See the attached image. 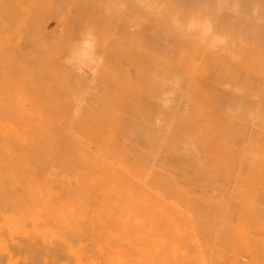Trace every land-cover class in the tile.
Masks as SVG:
<instances>
[{"label": "bare ground", "instance_id": "obj_1", "mask_svg": "<svg viewBox=\"0 0 264 264\" xmlns=\"http://www.w3.org/2000/svg\"><path fill=\"white\" fill-rule=\"evenodd\" d=\"M57 1H59V0H57ZM167 1H168L169 4H171L170 3L171 0H167ZM202 1H204V0H172L171 1L172 2L171 5L174 6L175 4H177V5L178 4L179 5L182 4V6L185 5V6H188V7L189 6L190 7H194V6H197V5H201L200 3H202ZM20 2L21 1H19V3ZM49 2H50V0H49ZM139 2L141 3L140 0L139 1H135V2L133 1V4L137 5L138 9L142 10L141 9L142 7L139 6V5H141V4H139ZM205 2H206V0L203 3H205ZM80 3L82 4L83 2H80ZM92 3H93V1H92ZM7 4H8V2H7ZM48 4L50 5L51 3H48ZM48 4H47V7L49 6ZM53 4L54 3H52L49 6V8L53 7L54 8L53 10H56V8H57L56 6L57 5L54 6ZM100 4H101V1H100ZM130 4H132V1H131ZM31 5H29V6H31ZM65 5H66V2H65ZM72 5H73V8H74V11L71 10V9H73L72 7H69V8L66 7L67 5L65 6V8H62V10L65 11V15L68 14V13H66V10H64V9L68 8V9H70V11H72L71 14H70V12H69V14L70 15L73 14V15L71 17H69V18H73L74 14L80 12V13H78L80 15L77 14L78 15L77 17L74 16V18H76L75 19L76 22H74L75 20L72 22V23H77V25L81 24L80 27H78L79 25L77 26L76 24H72L71 22L69 23V21L67 20L66 16L63 14L64 13L63 11H62L63 13H61V14L59 13L58 14V16L60 15L61 18H63V21H62V19L60 17H59L60 18V20H59L58 16L56 15L57 19L60 22V23H58L59 25L62 22L64 23L65 20H66V21H68L67 23L69 24L68 26L70 28H73L74 26H76L77 28L75 27L74 29H76L78 31V30H80L82 24L85 23L84 22L85 18L89 19L88 16L91 17L90 20L93 18L91 20V22H90L91 24H89V25H93L92 23H93L94 19H96V21H97V23H96V21L94 20V24L97 25V27L100 25V22H102V25H104L103 27H106L105 25L108 23L107 24L108 27L106 28V31L105 30H104L105 32L101 31V33H103V34H101L100 31L97 32L96 30L93 29L94 32L89 36V37L93 36V34L96 31V33H97L96 37L100 38L99 40H97V38L95 36L91 37L92 39L95 38L93 41L90 40V41H92V43L94 42L93 45L94 46L96 45L95 47L92 45L91 42L83 41V40H86V38L87 39L89 38L87 36L84 39L85 35H87L86 33H88L86 31H89L90 27H92V28L95 27V25L89 26V29L87 28L88 30L86 29V31H85L86 33L82 35L83 37H82L81 40H80L81 33L78 34V32L75 31L76 34H77L76 35L77 38L73 39L76 42V44L75 43H73V44H75L76 48L78 47L77 49L74 48L72 50V48H73L72 47V45H73L72 43H71L72 45L70 44L72 48H70V46L66 44L68 46V48L71 49L72 51L70 50L69 54H66L65 58L67 57L66 59L68 60V56L67 55H69L70 58L72 57L71 62L74 59V61L72 63H73L74 67L77 70H78V66L81 64L82 66L85 65L86 68H87V66H89L87 69H88V71L92 72L93 70H90L91 69L90 67L94 68L95 67L94 65L96 63L95 61L99 60L100 62L98 61L99 63L96 66H98V68L101 69V70L99 71V69L96 68V72L98 71L100 74L101 73L105 74L104 76H106V74H108L107 76H109V77H107V76L104 77L103 76L104 79L100 76L102 78V80H101V78H99V76H97V74L99 75L98 72H97L96 76H94L95 73L92 74L94 76V80L96 79L95 77H97V79H96L97 81H95L93 83L91 82V84L89 83L92 88H89L90 86L88 87L87 85H84L83 88L85 89V86H86V88H88V90L90 89L92 91V89H93V92H95V94L91 93L90 91L89 92H84L85 94L91 93L90 96L86 97V96H82L80 94L81 92L79 90L78 91V95L80 94L81 97H84L86 99V101H87L88 97L93 96L92 94H94L93 97H95L98 92L102 93V90L99 91V89L102 86L96 85L95 84L96 82L98 84H99V82L100 83L102 82L101 85H103V87H105V85L107 84L105 89L107 88L108 90H110L109 94H110V92H115L116 90L115 91L114 90L111 91L112 89H114V87H112V85H114V83H113L114 79H117L115 81V83L117 82L115 84V86L117 87L118 83H119L118 81H121V79H122L121 75H124V76L126 75L125 76L126 77L125 81L127 83V82H129V78H128L129 76L128 75H130V74H126V73L127 72H130V73L133 72V73H131L132 75H130V79H131V76L133 77V74L135 73L134 74L135 75L134 79H136V80H134L135 83H134L133 78H132L131 83L130 84L127 83V84H129V86H130L131 84L134 83L135 85L133 84L132 88L130 87L131 91L127 87L125 89H123V90L124 91L126 90L125 92L130 91V93L134 94V95H135L136 92H139V91H137L138 89L140 91L142 90L143 93L139 92L140 97L142 96L141 94L144 95L145 93L147 95H149V97L151 95H153V96H151V98H154L152 101L153 102L155 101L154 104L156 103L158 105V107L162 109V110L161 109L160 110L163 111V113H160L161 111L159 110L160 111L159 112V116L156 115V114H158L157 113L158 110H156L158 107L152 105L153 102L152 103L150 102L152 106H150V105H149L150 107L147 106L149 101L146 102L147 100L142 96L143 99L142 98L141 99L144 102V105H143V102H142L143 106H140L141 104L139 102L135 103V105H134V103H133V105L131 104L133 106V109H134V107L137 106L135 108V110H132V112H131V114H133V112H134V114L131 115L129 113L128 116H125V114H127V113L121 111V110L125 109V108L122 109L123 108L122 104L124 103L123 106L128 107L127 106V104H128L127 102L129 100H133V98L132 99L130 98L131 94H129L128 96H123L125 98V100L124 99H120L119 102L117 101V104H120L118 107L116 106L117 109L120 108L121 110L120 109H118V110L121 111L123 114L125 113L124 115L121 114V115L125 116V117H122V118H124V119L126 117L129 118V120H128V118H126L125 121H122L123 124H121L122 122L120 123L121 120H119V119H121L120 118L121 116L119 114L118 115V116H120L119 119H118L119 122L118 123L116 122L117 126H120V124H121L120 128H122L124 126L130 125L132 123V121H134V119L131 120V118H133V116L134 117L136 116L135 120L138 119L137 123L139 121H141V120H143L147 124H149V122H151L152 124L150 123V125H152V127H150V129L152 131H153V129H156L155 130V134L152 131H150L152 133V134H150V133H148L149 132L148 131L147 133L149 135H147L146 131H147L148 128L145 129V131H139L140 130L139 129V123L138 124L135 123L137 125H135L134 123L131 124V125H133L131 130H133V128H135V131L134 130H133V132L129 131V132H131V133H128L129 135H127L131 139L130 140L129 137H128L129 142L133 143L137 139H138L137 141H139L143 137L144 139L142 141L146 142L147 145L146 144L145 145L142 144V148H141L142 151L138 150L139 147H135L137 145L133 146L134 144H137L138 142L132 144V146H130L131 144L130 145H126V148L128 149L127 150L124 147L125 146V144L123 143L124 141H122L123 144L120 145V143H117L115 141L116 136H115L114 139L112 138L114 136H111V134L112 135L115 134L117 126H116V128L114 130H112V128L110 127V125L112 124L111 121H110V116H112L113 118L115 117V115H113L112 112H114L116 110L115 109L116 107L111 108L109 110V108H110V106H108L109 104H107V107H106V105H104L106 108H103V106L102 107L100 106L101 109H102L101 111H99L100 108H98V111H97V108L95 107L96 110H94V111H97V113L99 112L100 114L102 113L101 116L100 115L98 116L97 113L95 112L96 118L99 121H101L102 122L101 123L96 118L94 119L95 114L94 115L92 114V113H94V111L91 110V107L86 106V105H89V106L93 105V102H90V101H89L90 103L89 102H87V103L83 102L85 106L83 105V107H81V110L83 108V111H85V115H84V113L80 112L79 116L86 117L87 112H91L92 111L91 113H89V115L87 114V116L89 118L91 117L90 116L91 114L94 116V117L90 118L91 123L95 124V125L93 124L94 126L92 124L90 125V123L88 122L89 121L88 117L83 119L81 117H78V115H77V117H78V119H77V117L75 115L74 119L76 118L77 120L75 119V121L73 120L74 122L72 121L75 126L74 125H72V126L70 125L71 130L74 129L72 131L73 134H75V132L78 133L79 126H81L82 129H80L81 132L79 134L82 133L81 134L82 139L80 137V140L81 141L85 140V142H88V143H85L84 141H82V142H84V144H82V142H79L80 140H77L78 142L75 141V139H74L75 137L73 138V136H72L73 139L70 138V137H67L66 134H64L66 131H69V130L66 129V127H65V129L62 128V129L65 130L64 133H62L61 130H60V132L62 134H58V131L55 130V132L57 131L58 135H61V136H57L58 139H57V137H55V139H57L58 142L61 141L63 143L58 144L57 140L55 142H57V144L59 146L61 145L60 147H63V146L65 147V148L63 147V153H62V149L60 150V147L57 144H54L55 142H52V141L55 140V139L53 140V138H50L49 139L50 141L46 139L47 141L46 140H42V142H39L41 140L37 138V136H36L37 133L34 130H32V129H34L32 124H31L32 126L25 125L24 126L25 130H23L24 129L23 126H22V129L20 128L21 130H23L22 133L24 132L23 136H22L21 131L18 134L17 133L18 131L16 132L15 129L14 128L11 129V127L9 128V131H11V132H6V131H8V129H5V128L3 129L2 128L3 125L0 122V125H2V126H0L1 127L0 133H2V129H3L4 133L1 134V135L3 136L4 140H7L6 138H8L9 141H10V139L12 140V136L11 135H13V137H14L15 135L18 134V136L20 135L19 136L20 138H22V137L24 138V134H28L27 135L28 144H30L31 142L33 143V141H34L33 144H30L31 146L34 145L32 147L33 148V152H34V150H36L35 152H37V148H38V152H39L40 149L42 148V146H44L43 144H45V147H43V149L45 150L46 153L49 152L48 148H50L53 145L59 147V148H56V149H58L60 151L55 150V151H58V152H55L56 153L55 155H56V157H59L61 155L60 158H64L65 161H63L64 159L62 160V159H59V158H58L59 161L57 160V162H60V160H62L61 161L62 164L60 163L59 167L63 168L62 169L63 170L62 173H64L63 176H61L62 174L59 173L60 175H58V177H57V179H58L57 180L58 181V188L57 189L58 190L56 192L57 193L56 196L57 197L60 196V200L59 201H61V203H62L61 204L58 201L59 204L57 206L58 207H62V208H64V207L66 208L67 207V209L70 207L69 209H71V211H72V213H71L72 216L69 218V219L72 218L71 219L72 223L70 224L72 226H71V229L69 230V232H67L68 234L66 233L67 235L71 234V239H65V238L61 237L55 243H53V242L50 243L51 241L50 242L46 241L47 243H49L48 245H44V242H43L44 240H43L42 241L43 245L42 244L41 245L42 246H46V247L45 248H43V247L39 248V250H41V252L43 254L39 253V251L37 252L38 248H34V249H32V248L30 249L29 248V250H32L34 252L36 251L35 253H38V255L40 254L39 256L35 255L34 252H32V253H34V255L33 254L30 255V253H29V255H26V256H23L24 253H23V255H16L15 253H18L16 251H21L19 249V247L20 248L28 247V246L25 245V243L24 244L21 243L20 246H19V243H18V247H17V242H15L16 246L13 243V245H11L12 247L9 246L10 247L9 250L6 249L5 245H3V246L0 245V264H264V144L261 146V148H255L256 149L255 150L256 151V155L254 157L253 156H248V153H250V155H251V151L254 150V148L252 146V145H254V143L249 148H248V146H250V144L248 145L246 143L247 147L245 146V148H242L243 144H241V147L239 149H237V151L234 154H232V156H230L228 158H225V159L223 158L222 153L220 152V149L222 147L221 146V141H219V143H220L219 144L218 141H217V139H219V138L216 137L217 135L216 136L214 135L215 133L217 134L216 128L215 127L212 128V126H214L212 123H214V122L210 123V121L207 120L206 117H205L206 116L205 113H207V106H208V105H206L205 102H207L209 100H213V98L216 97L219 92H221V93L223 92V94H224V91H226L225 94H228L229 90H227V89H229L228 87H230V86H232V90L230 91L231 93L229 92L230 94H228V95H232V96L234 95L235 96L237 94L236 96H238L239 93H237V92H238L239 89H237V87L235 85L237 81L234 82L232 79H231V81H233V82L229 81L230 77H229V80H226V77H224L225 78V79H223L224 81L222 80L223 82H221V84H220L221 77H220V72L219 71L217 72V70H218V67H217L218 64L216 63V59L217 58L213 55L214 53L212 54L210 52L211 49L209 50V52L211 53L210 55H212V56H211V58H210V56L208 57V58H210V61L208 62V61L205 60V59H207L206 58L207 53H205L207 51L203 49V44H206V41H208V40H206V37L208 35L206 36L203 30H199L198 24H195V23H191L190 22L191 23L190 24L191 27L189 26V28L191 30L194 29V31L196 32V36L200 35L202 33L201 37H198V36L195 37L194 34H190V32H189V34L187 33L188 36L187 35L184 36V34H181L183 32L182 28H181V31H179L177 33V30H179V29H176L177 28L176 27L174 29V30H176V31H174V33H176L175 35L176 36H178V35L181 36L182 35V36H181V39H179L177 37L178 40H175L176 41L175 42V46L176 47H175V46H167L168 44L170 45L171 43H169V40H168L169 37H166V36L165 37L167 38L168 44L167 43H165V44L162 43L163 40H165L164 37H163V35H164L163 33H157L156 34L154 32L153 34L157 35L158 38H154L156 40L153 39V41H151L152 39L149 40V36L151 37L152 34L151 35H149L150 33L144 34V32H147V29L145 31H141L142 33H140L138 31V33H140L139 37H138V33L136 34L138 40H139L140 36L142 34H144L143 38H145V36L147 35L148 42H150V43L147 44V41L143 39L146 42L145 44H147V47L146 46H145L146 48L143 47L144 45L141 47L140 45H141V43L143 44L144 41L141 42L142 38H140L141 40H139L140 41L139 47H140L141 51L142 50H148L147 48H149V45L152 42H153L152 44L157 43L156 50H157L158 54H157V52L155 50H154V52H153V50L151 51V48H149V50L151 52H153V53H156V57L155 58H158V61H157L158 64L155 63V62L153 63V59H155V58H153L154 55L151 54V52H149V51H147L148 53L146 52L144 54H148V56H150L149 55V53H150L151 54L150 59L149 58H147V59L144 58L143 59L142 57L140 59V57H137L141 53L140 50H138L139 54H137L136 52L129 51V52H132L130 54L128 52V50L126 49L127 52L125 54L128 53L129 56H131V59H132V56H134L135 54L137 55V56L135 55L134 58L137 57L138 59L137 58L136 59L141 61V62L139 61L137 63L136 59H134V62H133V61H131V59L126 58V57H128V55H126V57L124 56L125 54L122 52V50H123L122 48H120L121 50L118 49L117 52L120 50L124 55L119 56V55L122 54L120 51H119L120 53L118 52L119 55L116 53V51H113V50L117 49L118 46H116V49L112 50L114 55L111 52H110L111 54L108 53V52L104 53L105 55L106 54H108V55L110 54L108 56V59L110 60V58L111 59L115 58L117 62H121L120 64H124V65H126L125 61L126 62H130L131 61L130 63H135L136 64V67H135V64H134V66H132V68L135 67L134 69H137V70H134V69L132 70L131 69L132 71L131 70L127 71L128 67L130 66V63H129L128 64L129 66L128 67L126 66L124 68V70L120 69L122 71V74H121V71L119 72L120 74L118 72L117 73L113 72V70L110 69L111 66L107 67V68H109L111 70L110 71L108 69L111 72L110 73L108 70H103L102 71V69H105V67L108 66V65H106L108 63L107 62L108 59L106 58V56L104 57V56L101 55L102 57H104L105 60L102 57H100L99 59H98V57H96L97 60H96V58H94L95 59L94 60V64H92V63H93V55H95L93 53L95 52L97 54V52L95 50L97 49V51H100L101 48L104 49L101 46L103 44H107L105 42L110 41V40L107 41V38L109 36L106 33H108V32L111 33L112 30H114V32H115V30L117 29V27H116V29L115 28L113 29V27H115L117 25V23H116V25H114V23H113V21L116 22L115 20H117V19H114L115 16L112 15V18H110V19H108L109 17L107 18V16H110L109 12L110 11L112 12V10L110 8H108L107 6L101 4L102 11L99 13V12H97V9H96L97 13H95V11H94L95 16L93 15V17H92V12H93L94 9L89 12V11H85L83 9H80L81 6H78V7L74 6V5H76L75 3H73ZM83 5H86L85 1H84ZM159 5H161V4H159ZM17 6L18 5H16V7ZM62 6H63V4H62ZM95 6H93V7H95ZM163 6H166V5H163ZM40 7H42V6H40ZM58 7H60V6H58ZM139 7H141V8H139ZM188 7H186V9ZM97 8L101 9L99 5L97 6ZM103 8H107L104 11L108 10L107 11L108 14L104 13ZM145 8H143V10H144L143 12H145V10H148L146 12H148L149 14L150 13L152 14V13H155L156 11L158 12L159 10L165 9L164 7L159 8V10L158 9L154 10L152 7L146 8V9ZM181 9L184 11L185 7H184V9L183 8H181ZM51 10H52V8H51ZM117 10H115V11L117 12ZM45 11H47V10H45ZM81 11L86 12V13L89 12V13L86 14V15L84 13L83 14L84 17H85L84 18L83 15L81 14L82 13ZM166 11H167V9H166ZM186 11H189V10H186ZM164 12H165V10H164ZM167 12L169 13L170 11H167ZM45 13H47V12H45ZM101 13H104V14L100 15ZM96 14H98V15L96 16ZM28 15H29V13H28ZM99 15L101 17L102 16L103 17L100 18ZM105 15H107V16H105ZM32 16H34V15L32 14ZM63 16H65V17H63ZM116 16L117 17L119 16L118 19L121 20V16L120 15H116ZM14 17H13V20H14ZM46 17L49 18L48 16H46ZM82 17H83V19H82ZM96 17H98V20H97ZM79 19H81V20H79ZM106 19H108V20L106 21ZM170 19L172 20V18H170ZM29 20H30V18H29ZM111 20H112V22H111ZM119 20H117V21H119ZM123 20H124V18H123ZM123 20H122V22L120 21L117 26L120 25L119 27H121L124 24L123 27H122L123 29H121V30L123 31L125 28H127L129 32L128 33H127V31L124 32L125 31L124 30L123 32L127 33V34H124V33H122V31H119L120 34H123L122 37L120 35L118 36V34H119L118 31L116 32V34L114 33V35L119 37L118 38L119 42H120V38L121 39L122 38L126 39L128 41L130 39V35H131V38H132V35L136 33L135 30H134L133 34H131V32H130L131 29H129V27L130 28L133 27L134 24L128 25L126 23L128 25V27H127V25L124 23ZM160 20H162V19L160 18ZM165 20H164L165 21L164 25L167 23L169 25V27H170L171 23L170 22H169L170 24L168 23L167 18H165ZM175 21L177 22V20H175ZM162 22H163V20H162ZM30 23H28V24H30ZM32 23H33V21H32ZM178 23H179V21H178ZM24 24H26V23L24 22ZM110 24L112 25V27H110ZM162 24L160 23V25H159L160 27H158V28L161 29V28L166 26L165 25V26L161 27ZM71 25L72 26L74 25V26L71 27ZM140 25H142V24H140ZM140 25L139 26L135 25V26H137L138 29H139V27H141V29H142L144 26H146L145 24H143V27L140 26ZM24 26H26V25H24ZM64 26L62 27L63 28L62 31L66 32V31H64L66 29L67 32L69 33V31L71 29L68 31V27L66 26V28H65ZM84 26H82L80 31H83L85 29ZM86 27H88V26L86 25ZM134 27H133V29H134ZM166 27H168V26H166ZM173 27H174V22H173ZM137 28H135V29H137ZM146 28H147V26H146ZM144 29H145V27H144ZM148 29H149V26H148ZM97 30H99V28ZM20 31H23V30L21 29ZM60 31H61V29H60ZM62 31L60 32V34L63 33ZM194 31H193V33H195ZM15 32H16V30H14V33ZM71 32H72V30H71ZM10 33H11V31L8 33L9 37L11 38L12 34H10ZM22 33H25V32H22ZM34 33L35 32H33V34ZM72 33H74V32H72ZM83 33H84V31H83ZM99 33L101 35H103V36H100ZM183 33H185V32H183ZM168 34H171L170 36H171V39H172V33H168ZM2 35L0 34V39H1L0 41H2V42L4 41L3 43H5V44L0 42L1 43L0 44V48H1V50H0V61H2V62L5 61L3 64L1 63V65L3 67V65L5 63L8 64V62L11 61L10 58H12V59H13V57L15 58L14 50L17 47L19 48V45H16V44L20 43L19 42L20 40L18 41V39H20V38H19V35H18V37L15 36L14 39L11 38L15 42H18V43L15 44L16 46L13 47V46H11L12 45L11 43L13 42V40H11L10 38H6L7 34L5 32L2 33ZM14 35H16V34H14ZM34 35H35V36H33V37H35L34 39H32L33 38L32 36H28L27 35L28 38L26 37L27 38L26 41L28 43H33L35 39L37 40V38H36L37 35L36 34H34ZM58 35L59 34H57L56 36L58 37ZM70 35L73 36L74 34H70ZM126 35L129 36V38H125V37H127ZM136 35L133 36L134 37L133 39H135ZM175 35H173V36H175ZM76 36H73V37H76ZM183 36L187 37V38L183 39L182 38ZM3 37H5V38L3 39ZM7 37H8V35H7ZM29 37L30 38L32 37V38L30 39ZM59 37H61V35ZM78 37H79V39H78ZM105 37H107V38H105ZM192 37H194L195 40ZM38 38H40V37H38ZM63 38H65V37L62 36V38H60V40H64ZM70 38L72 39V37H70ZM213 38H216V37H213ZM21 39H22V41H24L23 37H21ZM103 39H106V40L103 41ZM114 39H116V38L114 37ZM118 39H116V41H118ZM123 39H122V41H124ZM171 39H170V41H171ZM210 39H209L208 43L211 44V46L207 43V45H209L208 47H212V43L213 42L211 43L212 40H210ZM30 40H32V42H29ZM60 40H59V42H60ZM77 40L80 41V42H82V41L85 42V43H82L84 45L82 46V45H80V43H77L78 42ZM183 40H184V42H183ZM185 40L187 42H185ZM9 41H10V43H9ZM39 42H40V40H39ZM56 42H58V41H56ZM135 42H133V45L135 44ZM172 42H173V40H172ZM96 43L97 44L103 43V44L102 45L99 44L100 45L99 47H101V48H99ZM121 43L123 45L126 44V42H124V43L121 42ZM188 43L192 46L191 48H188L186 46ZM6 44H7V46H6ZM9 44H10L11 48L8 47ZM13 44H14V42H13ZM78 44H79V46H82V47L80 48L78 46ZM152 44L150 45V47L152 46ZM183 44H186V45L182 46ZM38 45H40V44H38ZM59 45H58L57 48L56 47L55 48L56 49H60ZM66 45H65V47H66ZM161 45H163V46H161ZM34 46H35V43H34V45H32V48ZM62 46H61V48H64ZM92 46L95 49H92L93 48ZM5 47L6 48L8 47V50L10 48L9 52L12 49L11 55L8 54V55H10L9 59L5 58V56L7 55V54L5 55L7 50L3 49ZM26 47H25V50H27V51L31 48L30 46H28L30 48L27 47L28 49ZM130 47H132V46H130ZM133 47H138L137 43ZM36 48H38L40 50V52H41V48L42 47L41 48L36 47ZM19 49L24 50V47H22V48L20 47ZM205 49H207V48H205ZM93 50H94V52H93ZM18 51H21V50H17L16 52L22 54V51L21 52H18ZM32 51L29 50V52H28V53H30L29 55H32V56L29 57L27 55V52H25V54L28 57L26 55H23V56H26L27 58H29L28 59V60H30L29 66L32 65V63H35V64H37V67H40V64H41L40 62L42 61V58H41L42 56L39 57L40 60H37L39 54L36 53V55H38L37 59L34 57L33 62H31V59L34 56L33 54H35V52H38V50H35V51L32 50ZM59 51H60V53H58V55L61 54V50H59ZM62 51H63V49H62ZM101 51H103V50H101ZM40 52H38V53H40ZM64 52H66V51H64ZM64 52H62V53H64ZM70 52H71V54H70ZM124 52H125V50H124ZM133 53H135V54H133ZM23 54H24V52H23ZM41 54H42V52H41ZM43 54H46V53H43ZM18 55L20 56V54H17V57H18ZM54 55H52V57ZM58 55L56 54V57L55 56L54 57L57 58ZM98 55L99 54H97V56ZM110 56H112L113 58L110 57ZM139 56H141V54ZM17 57L15 58L14 61L18 60ZM47 57H48V55H47ZM50 57L51 56L49 55L48 59H51ZM61 57H62V55H61ZM61 57H60V59H61ZM118 57L122 58L121 61H118L120 59ZM27 58H25V59H27ZM63 58H64V56L62 57V60H63ZM101 58H102V60H101ZM127 59H129V61H127ZM257 59H260V58L257 57ZM34 60L36 62H34ZM65 60H63V61H65ZM146 60H149L147 62L148 64H150L149 66H151L152 64H155V65L157 64L158 65V67H157L158 70L156 68L157 65L156 66L153 65L154 68H156V69H152L153 67H151L150 68L151 70L148 68L149 66L146 67V65L144 66V64L140 65V63L142 64ZM27 61H25V63ZM101 61H103V62H101ZM17 62H14L15 63L14 64L15 67L17 66V64H16ZM51 62H52V60H51ZM113 62H114V60H113ZM206 62H208V63H206ZM11 63L12 62H10V64H9L10 66H12V64H13V63L12 64ZM25 63H24V65L26 66ZM87 63L90 64V65H88ZM111 63H112V61H111ZM7 64H5V65H7ZM35 64L32 65V66H36ZM99 64L101 65L100 66L101 68L99 67ZM137 64H139V65H137ZM5 65H4V68H5ZM43 65H42V67H43ZM48 65H49V62H48ZM64 65H65V63H64ZM71 65H69V67H68L69 69L68 70L71 69V67H72ZM114 65H115V63H114ZM22 66H23V62H22ZM29 66H26V67H29ZM50 66L51 65H49L48 67H50ZM137 66H139V67H137ZM142 66L145 67V68H143V71H145L146 68L148 70H150V71L146 72V71H148L146 69V71L143 72L144 73L143 74L139 70V69L142 68ZM255 66H257V65H255ZM51 67H53V66H51ZM65 67L67 68V65H65ZM102 67H104V68H102ZM115 68H116V65H115L114 69ZM257 68H259V67L257 66L256 69ZM253 69H255V67ZM61 70H64V69H61ZM65 70H67V69H65ZM138 70L141 73V76H139V74H138L139 72H137ZM156 70L158 72H155ZM26 71H28V70H26ZM26 71H24L23 73H26ZM57 71H58V69H57ZM72 71L73 70L71 69L70 72H72ZM79 71H74V72L75 73L76 72L79 73ZM107 71H108V73H107ZM152 71H154L153 72L154 73V77L158 76L157 77L158 79L154 78L152 76L153 75ZM46 72L48 73V75H51L50 74L51 73L50 70H49V72L48 71H46ZM74 72H72V73H74ZM37 73H35V74H37ZM44 73H45V71L43 73H41V74H38L37 76L38 77L42 76V75L46 76V73L45 74ZM146 73H149V74L152 73V74L151 75H149V74L147 75ZM223 73H224V70H223ZM223 73H222V75H223ZM54 74H56V73H54ZM115 74L120 76V77L116 76ZM0 75H1V73H0ZM5 75H6V73L4 74V76ZM146 75H147V77H145ZM32 76H33V73H32ZM75 76H78L76 78V80H78L79 77L80 78L82 77V76H80V74L79 75L75 74ZM93 76H92V79H93ZM148 76H150V77H148ZM46 77L48 79L50 78L49 76H46ZM58 77H56V78H58ZM114 77H116V78H114ZM139 77H142V79H140ZM80 78H79V80L82 81ZM105 78H107V80ZM111 78H114V79L111 80ZM147 78H149V81H148ZM108 79H110L109 81H111V82H109ZM152 79H154V80H152ZM69 80H67V79L65 80L63 78L61 80L63 83L60 81V83H62V84H60V87L63 86L60 89L64 88V85L66 84L64 89H66L67 91L66 90L64 91V89H62V93H63V91H64V93L65 92L67 93L68 91L70 92V95H67L69 93L68 92L67 94H65V97L62 96V98H65V101L62 100L61 101L62 103H60L59 101L62 98L60 100H58L60 105L61 104H62V106L65 105L63 107L61 106L62 108H66V109H62L63 113L64 114L65 113L68 114V115L67 114L64 115V118H63L64 120H62V121H64L65 123L63 122L64 123L63 125H67V123H68V125L70 124L69 122H71V121H68V118H70L68 116H70L71 114L74 113L73 111H71V109L69 111L68 107L70 108V107L73 106V108H75V109L77 107H79V106L75 107V105H76L75 104V102H76L75 100H77L79 97L75 93L74 97L75 96H77V97H75V100H74V97L72 95L73 94L72 91L74 89H72V87L70 86V88L72 90L71 91L70 88L67 86V83L64 82V81H66V82L69 83L70 82ZM79 80H78V82H79ZM99 80H101V81H99ZM105 80L107 81V83H106ZM141 80H143V81H141ZM136 81H137V87H135L136 86ZM150 81H153V83L151 82L152 84H154V83H156L158 81L156 84H154L156 87L154 85L151 86ZM225 81L227 82V86H228L227 89H226V87L224 89L223 86H221L222 83H223V85L226 84ZM83 82H84V84H85V82L87 84V81L86 80L84 81V79H83ZM83 82H81V83L83 84ZM141 82H142V84H144V86H145L144 89H146V90H147V88H149V85H150L151 89L149 88V90L151 92H156L157 93L156 94L157 97L156 98L154 97V93L148 94L147 91L150 92L149 90H147V91L143 90V85L140 84ZM145 83H146V85H145ZM245 83H247V81ZM79 84H80V82H79ZM82 84L81 85H77V86H79L78 89L80 87H82ZM92 84H93V86H92ZM108 84L111 85L109 87H111L112 89L108 88ZM138 84L142 86V89H140L141 87ZM73 85H75V84L73 83ZM96 86H98L99 88L96 87ZM123 86H120V83H119V88H121V87L123 88ZM146 86H147V88H146ZM248 86H250V85L245 86V87H247L246 88V92L248 91ZM152 87L155 88L156 90L154 89V91H153ZM245 87L242 88L241 90L244 91ZM57 88H59V86ZM94 88H98L97 91H94L95 90ZM135 88H136V92L133 91V90H135ZM252 88L253 87L251 86V89H250L251 91L253 90ZM60 89H59V92H60ZM105 89L103 90V93H105ZM255 89H257V88H255ZM120 91H121V89H120ZM132 91H133V93H132ZM144 91H146V92H144ZM71 92H72V94H71ZM74 92H76V90ZM246 92H245V94H246ZM248 92H250V91H248ZM64 93L62 95H64ZM116 93H117V91H116ZM250 93H252V92H250ZM113 94H110V95H113ZM146 94H145V97H146ZM117 95L122 97V94L120 95L118 93ZM124 95H127V93L124 94ZM134 95H132V96H134ZM256 95H258V92L254 95V97ZM105 96L106 95H104V98H103L104 100H103L102 104H104L105 100L109 102L110 101L109 98L111 99V97H112V96H110V97H108V96L105 97ZM116 96H113V97L115 98ZM136 96L138 97V95H136ZM247 96H248V94L246 95V97ZM249 96H252V95H249ZM100 97L101 96H99L98 98H100ZM128 97H129V100L126 102ZM240 97L241 96H238L239 100L242 99ZM242 97L244 98V95H242ZM96 98H97V96L94 99L96 100ZM114 98H112V99L114 100ZM135 98H134V100L136 101ZM147 98H148V96H147ZM235 98H233V99H235ZM262 98H264V95H262ZM69 99H73L75 102L73 100H69ZM141 99H140V101H141ZM79 100H80V98L77 101H79ZM121 100H122L123 103L121 102ZM137 100L139 101V99H137ZM144 100H146V101H144ZM148 100H149V98H148ZM235 100H233V101H235ZM67 101L69 103L65 104ZM71 101H73L74 103L71 102ZM251 101H254V99L251 100ZM257 101H258V98H257V100L255 102H257ZM58 102H57V104H58ZM81 102H82V100H81ZM98 102H100V99H99V101H98V99L96 100V103H98ZM129 102L132 103L131 101H129ZM211 102H213V104L217 103V102L215 103V98ZM211 102L209 101V104H211ZM111 103L114 104L115 100L112 101ZM260 103H261V101H260ZM184 104H185L184 107H186V112L184 111V109H182L183 111L178 112L177 109H179V106L180 105L183 106ZM257 104H259V103H256V105ZM261 104H263V103H261ZM216 105L213 106V108H215ZM181 106H180V108H181ZM251 106H252V104H251ZM87 107L90 108L89 111L87 110ZM148 107L149 108H153V109L155 107H157V108L154 109V110L151 109V110H153V111H151ZM260 107H263V106L262 105L260 106V104H259L257 109H259ZM57 109H59L58 105H57ZM104 109H107V110H104ZM130 109H132V107L131 108L129 107V110ZM139 109H141V111ZM216 109H218V108L216 107ZM261 109H262L261 111L263 113L264 112L263 108H261ZM86 110H87V112H86ZM138 110L141 113L143 112V114L139 113ZM211 110H213V109L211 108L210 111ZM125 111H127V110L125 109ZM150 111L154 112V113H151ZM255 111H256V109H255ZM57 112H60V111H57ZM76 112H79V111L77 110ZM136 112H138L140 115L138 116L137 115L138 113L135 115ZM146 112L150 113V115L152 114V116L147 115L148 113H146ZM174 112H176V113H174ZM212 112H214V111H212ZM218 112H220V111H218ZM253 112H254V110H253ZM253 112H252V114H253ZM60 113H62V111ZM60 113H59V115H60ZM144 113H145V115H144ZM262 113H261V115H262ZM80 114H82V115H80ZM258 114H259V112H258ZM258 114L256 112V115H258ZM130 115L132 116L131 118L129 117ZM142 115L146 119H143L144 117ZM245 115H247V113ZM261 115L259 114L260 117H261ZM42 116L43 115H41L40 118H42ZM73 116H74V114H73ZM259 116H256L257 121L258 120L262 121ZM98 117H100V118H98ZM137 117H139V118H137ZM153 117H155V118H153ZM45 118L47 119V115H46ZM210 118H208V119H210ZM251 118L255 119V116L251 117ZM58 119H59V116H58ZM71 119H69V120H71ZM148 119H149V121H148ZM211 119H212L211 121H214V120L217 119V117H216V119L215 118H211ZM38 120H39V122L41 121V119H38ZM80 120H81L82 123L85 120V122H84L85 125H83L84 123L82 125H78L77 123L80 122ZM127 120L129 122H126ZM152 120H154V121H152ZM113 121H114V119H113ZM157 121H160V122H157ZM96 122H98V124ZM144 122H141L140 124H143ZM59 123L61 124V122L57 121V124H56L57 127L56 128L60 127ZM103 123H105L108 126H106ZM113 123L114 124H112L111 126L114 127L115 122H113ZM128 123H130V124H128ZM208 123H210L212 126L210 124H208ZM254 123L256 125V121ZM254 123L252 122V124H254ZM47 124L48 123H46V125ZM257 124H260V122L257 123ZM87 125H90V126H87ZM263 125H264V121L262 122V127H259L260 129L262 128V130H263ZM26 126H28V128ZM104 126L105 127H109V129L106 128V129H108V131L105 129ZM135 126H137V127H135ZM143 126H144V124H143ZM257 126H259V125H257ZM43 127H44L43 125H42L41 128L40 127L37 128V126H36V131L38 133L39 132L40 133L43 132V133H46V134L48 133L49 135L45 134V137L50 136V134H52V132L54 131V130L51 131V132L50 131H43V129H42ZM72 127H74V128H72ZM96 127H98V128H96ZM154 127H156V128H154ZM209 127H211L212 129L209 128ZM45 128H46V126H45ZM56 128H54V129H56ZM87 128L88 129L90 128L91 131H90V129L88 130ZM99 128H104L103 134L102 133L100 134V131L102 132V130L99 131L98 130ZM124 128H127V127H124ZM213 129H215V132H213ZM250 129H252V128H250ZM12 130H14L15 132L12 131ZM82 130H84V131H82ZM120 130H118L116 132V134L118 132H120ZM124 130H126V129H124ZM217 130L220 131V128L217 129ZM256 130H259V129H256ZM96 131H97V133H95ZM109 131H111L110 135H109ZM28 132H30V133L34 132V133L30 134L32 137H30ZM90 132H91V134H90ZM92 132L94 134H92ZM122 132H120V133H122ZM136 132L139 133V134H137ZM221 132L225 133V135L227 134V132H225V131H221ZM260 132L263 133V131H260ZM8 133H10V134L14 133V134L9 135ZM15 133H17V134H15ZM120 133L118 135L119 137L122 136ZM126 133L127 132L124 131V135ZM132 133H134V135ZM258 133H259V131H258ZM67 134H68V132H67ZM98 134H100L101 137L104 136V134H106L105 137L107 135L111 136L112 140L109 137V139H108L109 142H108L106 140L108 138V136L106 137V139H105V137H103L104 138L103 139V138L98 136L99 139H97V140L103 139L104 141L103 140H102V142L99 141L100 143H98L97 140L93 141V140H95L96 135H98ZM249 134H251V133H249ZM34 135H35V138H37L36 140L34 138ZM39 135H40V137L44 136L43 134H38V136ZM54 135H56V133ZM62 135H65L66 138H64V136H62ZM68 135H70V131H69ZM84 135H86L87 137L85 138ZM93 135H94L95 138L91 139L90 136H93ZM146 135L148 136V138H147ZM222 135H224V134H222ZM253 135L255 136L254 133H253ZM2 136H1V138H2ZM4 136H6V137H4ZM249 136H251V135H249ZM16 137L17 136L14 137L15 138L14 141L18 142L19 140H16ZM19 137H17V139H19ZM88 137H90V138H88ZM119 137H118V139H119ZM139 137H141V138H139ZM133 138H134V140H133ZM221 138H222V136L220 137L219 140H221ZM232 138H231V140H232ZM29 139L31 140V142H30ZM59 139H61V140L59 141ZM69 139H71V140H69ZM121 139H122V137L119 139V142H120ZM225 139H226V137H225ZM248 139L250 140L249 137H248ZM226 140H228V139H226ZM35 141H36V143H39V144H36ZM67 141L71 142L70 144H72L73 146L75 145V147H76L75 151L71 149L70 144H66V146L68 145L69 148H70V150L68 151L69 148L66 147L65 144H64L65 142L67 143ZM89 141H90V144L92 143V141H93V144H94V142L97 143V144L96 145L95 144L94 145H89ZM111 141L115 142V144L112 145ZM125 141H126V139H125ZM147 141H150L151 145L149 144V142L147 143ZM224 141L225 140H223V144L227 145L228 142L230 143V141H228L227 143L224 142ZM245 141H247V140H245ZM258 141H260V139ZM74 142H76V143H74ZM41 143H43V144H41ZM49 143H51L52 145L51 144L49 145ZM126 143L128 144V142H126ZM141 143L142 142H140V144ZM47 144H48L49 147H47ZM86 144H88V145H86ZM122 145H124V146H122ZM38 146L40 147V149H39ZM256 146H257V144H256ZM35 147H36V149H35ZM133 147H135L137 149H135ZM143 147H145V150H146V148H148V147L149 148L145 151V150H143L144 149ZM232 147L233 146L231 145V148ZM257 147H259V145ZM52 148L54 149V147H52ZM231 148H230V150H231ZM251 148H252V150L249 151ZM65 149H66V152H69V153H66L64 151ZM129 149H130V151H129ZM135 150H137L136 153L133 152ZM10 151L11 150H9V152ZM70 151H72L75 154V156L70 158V159L73 158L72 160H70L68 157L66 158V157L62 156V155H65L64 152L68 156H69V154H70V156H71V154L73 155V153L70 152ZM138 151H140V153H139V157H141L140 159L136 155L138 153ZM0 153H1V150H0ZM131 153H134L135 159L134 158L131 159V157L129 158ZM254 153L255 152L253 151L252 154H254ZM3 154H4V157H5L6 154L4 152H3ZM40 154H41V151H40ZM49 154H50V152H49ZM49 154L48 153L47 154L43 153V157L45 155V157L47 158V162L49 163L48 166L46 165L47 168H45L48 172L46 173V171L45 170L44 171L46 173V176L47 175L49 177L52 176L51 177V181L53 182V178L56 179L57 175L56 174H55L56 176L54 175L53 168H52V166H50L51 164H50V161H49V160L52 161V159H50V158L54 154H53V152H51L52 155L50 156V158L48 157ZM57 154H59V156ZM163 154H164V157L168 156L170 161L169 160H168V162L163 161V160H165V159H163ZM226 154H228V153H226ZM233 155H234V157H233ZM136 156H137V158H136ZM225 156H227V155H225ZM245 156L246 157L248 156L247 159L249 161H250V158H253L251 160L254 161L253 162L254 164L249 166V167H247L246 165H249V164H247L249 161H246V165L244 164ZM177 157L183 160V164L182 165H179V164L176 165L175 163L171 162L173 159H175ZM1 158H2V156H1ZM55 159H57V158H55ZM67 159L69 161H71V162H69ZM258 161L262 162V166L259 165V166H261L259 169H258V167H259L258 166ZM251 162L252 161H250V163ZM260 162H259V164H260ZM48 163H46V164H48ZM191 173L193 174V177H194L195 180L194 179H189L187 177ZM253 177H254L255 181H254ZM47 178L48 177H46V179ZM249 178L253 179L254 183ZM48 180H50V178H48ZM247 182H250V184H252V187L254 188L253 192H249L248 186H245V185H248ZM47 183H48V190H49L47 192V195H49V193L53 190L52 187H50L51 184H53V183L50 182V185H49V181ZM195 183H201L202 184V185L200 184L201 186L199 188V189L202 190V196H200V193H199L200 190L198 192L199 196H195L194 195V192L196 193L195 188L197 187V184L195 185ZM250 184H249V186H250ZM252 187L250 186V188H252ZM50 188L52 189L51 191H50ZM225 190H226V193H225ZM54 193L55 192H53V194ZM51 199H52V202H54V200H53L54 198H51ZM57 200H58V198H56L55 201H57ZM47 201H49L47 203V205H49L51 207L52 203H51L50 199L47 200ZM50 207H49V210H50ZM65 208H64V210H67ZM64 214H66V213H64ZM67 214H69V212ZM60 216L62 217V214H60ZM68 216H70V214ZM60 219H62V218H60ZM64 219H65V217H64ZM67 220H68V218L65 221L63 220L64 225L66 223H68ZM60 222L61 221H59L58 223H60ZM70 225L66 224L67 227H65V228H68ZM64 233H65V231H64ZM66 234H65V236H66ZM30 241H29V243H30ZM32 246L34 247V245H32ZM14 247H16V248L14 249ZM35 247H36V245H35ZM13 251H15V253H13ZM24 251H25V249H24ZM29 252H31V251H29ZM13 254H15V255H13ZM27 254H28V252H27Z\"/></svg>", "mask_w": 264, "mask_h": 264}, {"label": "rangeland", "instance_id": "obj_2", "mask_svg": "<svg viewBox=\"0 0 264 264\" xmlns=\"http://www.w3.org/2000/svg\"><path fill=\"white\" fill-rule=\"evenodd\" d=\"M12 1V2H11ZM19 1H21L20 3H19ZM36 1V2H35ZM0 0V34L2 35V33H6L7 35H8V37H7V35H6V38H10L9 37V32L11 31V33L10 34H12V37L11 38H13L14 39V37L16 36V37H18V35H19V38L20 39H18V41L20 42V43H18V42H15L13 39H11V40H13V42H14V44H13V42L11 43L12 45L11 46H16V45H19V48L21 47H24V50H22V49H19L18 47V49L17 50H21L22 51V54L21 53H17L16 51V49L14 50V54H15V58L17 57V54H20V56L18 55V57H17V59L18 60H16V61H14L15 60V58L13 57V59L12 58H10V55H11V51H12V49H11V51L9 52V50H10V44H9V46L8 47H10L9 48V50H8V47L6 48H3V49H6L7 50V52L5 53V55L7 54H10V55H6L5 56V58L6 59H11V61L10 62H12L11 64H12V66H10L9 64H10V62H8V64L7 63H5V64H7V65H5V68H4V65H3V67H2V65H1V63L3 64L4 62H2V61H0V73H1V75H0V122L2 123V125H0V126H2V128L4 129H8V131H6V132H11V131H9V128L11 127V129L12 128H14L15 129V131L19 134L20 133V131H21V134H22V136H23V133H22V131L23 130H25V125H30V126H32L33 125V128L34 129H32V130H34L37 134H36V136H37V138L38 139H40L41 141H39V142H42V140H49L50 138H53V140L55 139V137H57V136H61V135H58V134H62V133H64V129H65V127H66V129L67 130H69L70 131V135H68L69 134V131H66L64 134H66V136L67 137H70V138H72V136H73V138L75 139V141H77V140H80V137H81V134H79L80 132H81V130L80 129H82V127L81 126H79V131H78V133L77 132H75V134H73V130L74 129H72L71 130V127H70V125L72 126V125H74V121H75V119H74V117H75V115H76V117H77V115H78V117H81V118H83V119H85L86 117H88L87 116V114L89 115V113H91L92 111H94V110H96V108H97V111H98V108H100V110L99 111H101L102 109H101V107L103 106V108H106L107 107V104H109L108 106H110V108H109V110L111 109V108H114V107H118L120 104H117V101L119 102V100L120 99H124L125 100V98L123 97V96H128L129 94H131L130 93V89L132 88V85L135 83V81L134 80H136V79H134V74H133V77L131 76V79H130V75H132L131 73H133V72H125L126 74H130V75H128L127 77L129 78V82H127V83H131V80H132V78H133V81H134V83L133 84H131L130 86H129V84H127L126 83V75L124 76V75H121V77H122V79H121V81H118L119 83H120V86H123V88L121 87V88H119V83H118V86L116 87L115 86V84L117 83H115V81L117 80V79H114V78H116V77H114V78H111V80H113L114 79V85H112V87H114V89H112L111 87H109V86H111V85H109L108 84V88L109 89H112L111 91H117V93H116V91L115 92H110V94H113V95H110L109 94V91L110 90H108L107 88L105 89V87H106V85H105V87H103V85H101V83L99 82V84L96 82L95 84L96 85H100V86H102L104 89H105V93H103V88L101 89H99V91L100 90H102V93H100V92H98L97 94H96V96H97V98H96V100L98 99V101H99V99H100V102H98V103H96V100L94 99L95 97H93L94 96V94H95V92H93V89H92V91L89 89L88 90V88H86V86H85V89L83 88L84 87V85H87L88 87L90 86V84H91V82L93 83V82H95V81H97L96 79H97V77H95L96 79L94 80V76H96V74H97V72H96V68H98V66H96V65H98V63L100 62L99 60V62L98 61H95L96 63H95V67L93 68V67H90L89 69L90 70H93L92 72L91 71H88V67L89 66H87V68H86V66L85 65H79L78 66V70L74 67V65H73V61H74V59L72 60V62H71V59H72V57L70 58V56L69 55H67L68 56V60L65 58V56H66V54H69V51L71 50V49H69L68 48V46L67 45H69L70 46V48H72V50L74 49V48H76L75 47V44H76V42H75V40H73L74 38H77V34H76V32L75 31H77L76 29H74L76 26H72L71 25V27H73V28H70L68 25V21H69V23L71 22H73L76 18H74V16L75 17H77L78 15H80V14H78V13H80V12H78V13H76V14H74V16H73V18H69V17H71L72 15H70L71 14V12L72 11H70V9H68L69 7H72L73 8V3H75L76 5H74V6H76V7H78V6H81V8L80 9H83V10H85V11H91V10H93V12H92V17H93V15L95 16V13H97V12H101L102 11V6H101V4H103V5H105V6H107L108 8H110L111 10H112V12L110 11L109 13V15L110 16H107V15H105V16H107V18L108 19H110V18H112V15H114L115 17H114V19H117V20H119L118 19V17L116 16V15H120L121 16V20H119V21H117V20H115L116 22H114L113 21V23H114V25H116V23H117V25L119 24V22L121 21L122 22V20H123V18H124V23L126 24H128V25H131V24H134V26L135 25H137V26H139L140 24H142V25H140V26H142L143 27V24H145L146 26H147V28H146V26H144L145 27V29H144V27L141 29V27H139V29L137 28V26H133L134 27V29H133V27H129V29H131V34H133V31L135 30V34H133L132 35V38H131V35H130V39L127 41L126 39H123L124 41H122V39L120 38V42H119V35L122 37V35L123 34H120V32L119 31H122L121 29H123L122 27H123V25L121 26V27H119V26H115V27H113V29L115 28L116 29V27H117V29L115 30V32H114V30H112V32L110 33V32H108V33H106L109 37L107 38V37H105V38H107V41L108 40H110V41H108V42H105V43H107V44H103V43H99V44H103L101 47H103L104 49H102L101 47H99L100 45L99 44H97V46L99 47V48H101V50H103V51H97V49L95 50L96 52H97V54H99L98 56H97V54L94 52V50H93V54H95V55H93V63L92 64H94V58H96V57H98V59L100 58V57H102V56H106V58L108 59V56L112 53L113 54V51H116V53L119 55V53L121 52L120 50V48H122L123 50H122V52L125 54L126 52H127V50H128V52L129 51H132V52H136L137 54H139V51L138 50H140L141 51V49H140V47H139V45H140V41L139 40H141L140 38H142V40H141V42H143L144 40H146L147 41V44L148 43H150V42H148V37H147V35L145 36V38H143L144 37V34H148V33H150L149 35H151V37L149 36V40H151V41H153V39L154 38H158V36L157 35H155V34H153L154 32L157 34V33H163L164 35H163V37H164V39L166 40H163V44H165V43H167L168 44V42H167V38L166 37H169V43H171L170 45L168 44H166L167 46H175V40H178V38L179 39H181V36L180 35H178V36H176L175 34L176 33H174V31H176V30H174L176 27V29H179V30H177V33L179 32V31H181V28H182V30H183V32H185V33H181V34H184V36L185 35H187L188 36V34H189V32H190V34H194V36L195 37H201V34L200 35H197L196 36V32L194 31V29H190L189 28V26H190V24L191 23H195V24H198V26H199V30H203L204 31V33H205V35L207 36L206 37V40H208L209 41V39L210 40H212L211 41V43H212V47H208L209 45L211 46V44H209L208 43V41H206V44H203V49L204 50H206L207 52H205V53H207V55H206V58L207 59H205L206 61H210V58H211V56L212 55H210L211 53L217 58L216 59V63L218 64L217 65V67H218V70H217V72L219 71L220 72V77H221V79H220V84H221V82H223L224 80L223 79H225L224 77H226V80H229V77H230V80L229 81H231V79L234 81V82H236V87H237V89H239L238 90V92L237 93H243L242 95H244V98L242 97V95L240 94H238V96H241L240 98H242V99H238V96H232V95H228V94H230L231 92V90H232V86H230V87H228L227 86V82H226V84L225 85H223V83H222V85L221 86H223V88L225 89V87H226V89H227V87L229 88V89H227V90H229L228 91V94H225V92L226 91H224V94H223V92L221 93V92H219L218 93V95L216 96V97H214L215 98V103L217 104H213V102H211V101H213L214 100V98H213V100H209L210 102H211V104H209V101H207V102H205L206 103V105H208L207 106V113H205L206 114V119L207 120H209L210 121V123H212V122H214V123H212L214 126H212L210 123H208V124H210L211 126H212V128H216V131H217V134L215 133L214 135L216 136V137H218L219 139H220V137L222 136V138H221V140H219V139H217V141H218V143H219V141H221V149H220V152L222 153V156H223V158L225 159V158H228V157H230V156H232V154H234L236 151H237V149H239L240 147H241V144H243L242 146V148H245V146L247 147V144L249 145L250 144V146H248V148L249 147H251V145L254 143V145H252L253 146V148H254V150H252V148L249 150V151H251V155H250V153H248V156H255L256 155V149L255 148H261V146L264 144V125H263V130H262V128L260 129L259 127H262V122L264 121V112L262 113V109L261 108H263V111H264V98H262V95H264V0H206V2L205 3H203L204 1H202V3H200L201 5H197V6H194V7H188V6H185V5H183L184 7H185V9H184V7L182 6V4L181 5H177V4H175L174 6H172L171 4H172V0L170 1V3L171 4H169L168 3V1L167 0H140L141 1V3L139 2V4H141V5H139V6H141V7H139V8H141L142 10H140V9H138V6L137 5H135V4H133V1L135 2V1H139V0H59V1H57V0H50V2H49V0ZM45 1V2H44ZM61 1V2H60ZM71 1V2H70ZM84 1H85V3H86V5H83L84 4ZM92 1H93V3H92ZM100 1H101V4H100ZM131 1H132V4H130L131 3ZM7 2H8V4H7ZM63 2V3H62ZM65 2H66V5H65ZM80 2H83L82 4L80 3ZM118 2V3H117ZM124 2V3H123ZM143 2V3H142ZM164 2V3H163ZM39 3V4H38ZM44 3V4H43ZM48 3H54L53 5L54 6H56L57 8H56V10H53L54 8L53 7H51L52 8V10H51V8H49V6L51 5H49ZM68 3V4H67ZM89 3V4H88ZM25 4V5H24ZM32 4V5H31ZM36 4V5H35ZM47 4L49 5L48 7H47ZM60 4V5H59ZM62 4H63V6H62ZM78 4V5H77ZM92 4V5H91ZM120 4V5H119ZM129 4V5H128ZM159 4H161V5H159ZM13 5V6H12ZM16 5H18L17 7H16ZM29 5H31V6H29ZM72 5V6H71ZM96 5V6H95ZM100 6V8L101 9H98L97 8V6ZM115 5V6H114ZM163 5H166V6H163ZM36 6V7H35ZM40 6H42V7H40ZM58 6H60V7H58ZM65 6L66 7H68L67 9H64V10H66V13H68V14H66L65 15V11H63L62 10V8H65ZM86 6V7H85ZM93 6H95V7H93ZM118 6V7H117ZM13 7V8H12ZM31 7V8H30ZM104 7V6H103ZM150 8V7H152L154 10H156V9H158L159 10V8H161V7H164L165 9H163V10H159L158 12L156 11L155 13H148V12H146V11H148V10H145V12H143L144 10H143V8ZM186 7H188L187 9H186ZM27 10H26V9ZM42 8V9H41ZM59 8V9H58ZM78 8V9H79ZM92 8V9H91ZM145 8V9H146ZM173 8V9H172ZM179 8V9H178ZM181 8H183L184 9V11L181 9ZM192 8V9H191ZM96 9H97V12H96ZM107 8H103V11L104 10H106ZM118 9V10H117ZM166 9H167V11H170L169 13L166 11ZM169 9V10H168ZM171 9V10H170ZM23 10V11H22ZM42 10V11H41ZM45 10H47V11H45ZM58 10V11H57ZM71 10H73L74 11V8L73 9H71ZM100 10V11H99ZM115 10H117V12L115 11ZM141 12H140V11ZM164 10H165V12H164ZM180 10V11H179ZM182 10V11H181ZM186 10H189V11H186ZM191 10V11H190ZM53 11V12H52ZM64 13H63V12ZM77 11V10H76ZM94 11H95V13H94ZM108 11V10H107ZM107 11H104V13H106V14H108L107 13ZM115 11V12H114ZM123 11V12H122ZM176 11V12H175ZM6 12V13H5ZM21 12V13H20ZM25 12V13H24ZM39 12V13H38ZM45 12H47V13H45ZM49 12V13H48ZM69 12H70V14H69ZM82 13V15L85 13V15L86 14H88L89 12H83V11H81ZM3 13V14H2ZM28 13H29V15H28ZM43 13V14H42ZM61 14V13H63L65 16H66V18H67V20L68 21H66L65 20V22L63 23L62 21H63V18H61V16L59 15L58 16V14ZM98 13V14H99ZM104 13H101L100 15H103ZM16 14V15H15ZM25 14V15H24ZM31 14V15H30ZM32 14L34 15V16H32ZM78 14V15H77ZM98 14H96V16L98 15ZM36 15V16H35ZM43 17H42V16ZM58 16V18L60 17L61 19H62V23L59 25L58 23H60L59 22V20H60V18H59V20L57 19V16ZM68 15V16H67ZM99 15V16H100ZM5 16V17H4ZM8 16V17H7ZM15 16V17H14ZM28 16V17H27ZM46 16H48L49 18H47ZM65 16H63V17H65ZM172 18V20L169 18ZM175 16V17H174ZM13 17H14V20H13ZM83 17H84V15H83ZM83 17H82V19H83ZM103 17V16H102ZM101 16H100V18H102ZM117 17V18H116ZM123 17V18H122ZM164 19H163V18ZM29 18H30V20H29ZM42 18V19H41ZM81 18V17H80ZM85 18V17H84ZM88 18L89 19H87V18H85V20H84V24H82V26H84L86 23V25L88 26V27H86V25L84 26V33H83V31H80L81 30V28H82V26H81V28H80V30H78L77 32H78V34H80L81 33V36H80V40L82 39V35L83 34H85L86 32H88V33H86L87 35H85V37H84V39L88 36H90L93 32H94V30H96L97 32H99L100 31V33H101V31H106V28L108 27V23L105 25L106 27H103L104 25H102V22H100V25L97 27V25H95L94 24V20L96 21V19H94L93 20V25H95V27H90V29H89V26H93V25H89V24H91L90 22H91V20L93 19H91L90 20V18L91 17H89L88 16ZM97 18V20H98V17H96ZM99 18V19H100ZM160 18L163 20V22H162V20H160ZM165 18H167V21H168V23L170 24V27H169V25L166 23L165 25L166 26H168V27H166L165 25H164V23H165ZM16 19V20H15ZM65 19V18H64ZM72 19V20H71ZM108 19H106V21L108 20ZM177 20V22L175 21V20ZM179 19V20H178ZM26 20V21H25ZM29 20V21H28ZM71 20V21H70ZM78 20V19H77ZM79 20H81V19H79ZM101 20V19H100ZM99 20V21H100ZM113 20V19H112ZM112 20H111V22H112ZM159 20V21H158ZM165 20V21H164ZM171 20V21H170ZM32 21H33V23H32ZM161 21V22H160ZM178 21H179V23H178ZM24 22L26 23V24H24ZM30 23V24H28V23ZM41 22V23H40ZM74 22H76V20L74 21ZM79 22V21H78ZM81 22V23H82ZM89 22V23H88ZM105 22V21H104ZM162 24L161 25V27H163V26H165V27H163V28H158V27H160L159 25H160V23ZM173 22H174V27H173ZM191 22V23H190ZM198 22V23H197ZM12 23V24H11ZM20 23V24H19ZM67 23V24H66ZM96 23H97V21H96ZM72 24H76L77 25V23H72ZM126 24V25H127ZM178 24V25H177ZM24 25H26V26H24ZM29 25V26H28ZM58 25V26H57ZM65 25V26H64ZM79 25V26H78ZM77 26L78 27H80V25L81 24H78ZM102 25V26H101ZM113 25V26H114ZM128 25H127V27H128ZM172 25V26H171ZM202 25V26H201ZM13 26V27H12ZM65 27L66 28V26L68 27V31L71 29L72 30V32H74V33H72L71 32V30L69 31V33L70 34H74L73 36H76V37H73L72 35H70L68 32H67V30L65 29L64 31H66V32H63L62 30H63V28L62 27ZM148 26H149V29H148ZM197 26V27H198ZM18 27V28H17ZM57 27V28H56ZM110 27H112V25L110 24ZM125 27V26H124ZM191 27V26H190ZM201 27V28H200ZM36 28V29H35ZM77 28V27H76ZM89 29V31H86V29ZM92 28V29H91ZM99 28V30H97ZM135 28H137V29H135ZM23 30V31H20V30ZM27 29V30H26ZM60 29H61V31L63 32V33H61L60 34ZM87 29V30H88ZM94 29V30H93ZM112 29V28H111ZM110 29V30H111ZM127 28H125L123 31L124 32H126L127 31V33L129 32L128 31V29L126 30ZM141 29V30H140ZM147 29V32H144V34H142L141 36H140V38H139V40L137 39V33H138V31L140 32V33H142L141 31H145ZM160 29V30H159ZM14 30H16V32L14 33ZM38 30V31H37ZM74 30V31H73ZM93 30V31H92ZM163 30V31H162ZM20 31V32H19ZM60 31V32H59ZM86 31V32H85ZM96 31H95V33L93 34V36H91V37H96ZM104 31V32H105ZM119 32V34H118V36H116V35H114V33L116 34V32ZM122 31V33H124ZM193 31L195 32V33H193ZM22 32H25V33H22ZM33 32H35L34 34H36L37 35V40L35 39L34 40V42L33 43H28L26 40H27V38H28V36H35L34 34H33ZM210 32V33H209ZM22 33V34H21ZM99 33V34H100ZM127 33H124V34H127ZM140 33H138V37H139V35H140ZM168 33H172V39H171V34H168ZM174 33V34H173ZM179 33V34H180ZM188 33V34H187ZM14 34H16V35H14ZM21 34V35H20ZM31 34V35H30ZM57 34H59L58 35V37L56 36ZM89 34V35H88ZM101 34H103V33H101ZM100 34V36H103V35H101ZM28 35V36H27ZM61 35V37H59ZM106 35V36H107ZM136 35V37H135V39H133L134 37L133 36H135ZM173 35H175V36H173ZM204 35V34H203ZM3 36V35H2ZM5 36V35H4ZM62 36L63 37H65V38H63L64 40H60V38H62ZM72 37V39L69 37ZM99 36V37H100ZM127 36V35H126ZM166 36V37H165ZM182 37L183 39L184 38H187V37ZM21 37H23V40L25 41H22V39H21ZM27 37V38H26ZM31 37V38H32ZM38 37H40V38H38ZM57 37V38H56ZM91 37H89L88 39L86 38V40H83V41H86V42H91L92 43V41L95 39V38H91ZM114 37L116 38V39H118V41H116V39H114ZM178 37V38H177ZM213 37H216V38H213ZM5 37H3V39H4ZM30 38V37H29ZM30 38V39H31ZM35 37H33L32 39H34ZM54 38V39H53ZM56 38V39H55ZM59 38V39H58ZM91 38V39H90ZM97 38V37H96ZM110 38V39H109ZM112 38V39H111ZM125 38H129V36H127V37H125ZM193 39H194V37H192ZM16 39V38H15ZM66 39V40H65ZM78 39H79V37H78ZM100 38H97V40H99ZM115 41H114V40ZM144 39V40H143ZM170 39H171V41H170ZM197 39V38H196ZM200 39V38H199ZM1 40V39H0ZM17 40V39H16ZM39 40H40V42H39ZM43 40V41H42ZM54 40V41H53ZM59 40H60V42H59ZM90 40H92V41H90ZM106 39H103V41H105ZM154 40H156V39H154ZM172 40H173V42H172ZM195 40V39H194ZM53 41V42H52ZM56 41H58V42H56ZM64 41V42H63ZM78 41V40H77ZM80 42V41H78L77 43H80V45H84V44H82V43H85V42ZM136 41V42H135ZM217 41V42H216ZM0 42H2V41H0ZM4 42V41H3ZM2 42V43H3ZM23 42V43H22ZM27 42V43H26ZM29 42H32V40H30ZM67 42V43H66ZM99 42V41H98ZM101 42V41H100ZM121 42H126V46L125 45H123ZM133 42H135V44L133 45ZM183 42H184V40H183ZM185 42H187L186 40H185ZM9 43H10V41H9ZM16 43H18V44H16ZM26 43V44H25ZM34 43H35V46L36 47H39V48H41V52H42V54L43 53H46V54H41V52H40V50L38 49V48H36L35 46L32 48V45H34ZM53 43V44H52ZM65 43V44H64ZM73 43H75V44H72ZM94 43V42H93ZM93 43H92V45H93ZM136 43H137V46L138 47H133V46H135L136 45ZM146 42L144 41V43L142 44L141 43V47L143 46V47H147V44H145ZM153 43V42H152ZM151 43V44H152ZM207 43L209 44V45H207ZM1 44V43H0ZM3 44H5V43H3ZM16 44V45H15ZM30 44V45H29ZM32 44V45H31ZM38 44H40V45H38ZM57 44V45H56ZM60 44V45H59ZM67 44V45H66ZM72 45V47H71V45ZM150 44V45H151ZM155 44V45H154ZM154 44H152V46L150 47V45H149V48H151V51L153 50V52H154V50L157 52V50H156V47H157V43H154ZM21 45V46H20ZM44 47H43V46ZM55 45V46H54ZM58 45H59V47H60V49H56L57 47H58ZM63 45V46H62ZM65 45H66V47L68 48H66L65 47ZM129 45V46H128ZM184 45H186V44H183L182 46H184ZM190 44L188 43L186 46L188 47V48H191L192 46L190 45ZM205 45V46H204ZM6 46H7V44H6ZM28 47V46H30V47H28V48H30L29 50L30 51H32V50H38V52H40V53H38V52H35V54H33L34 56L32 57V59H31V62H33V59H34V57L37 59V56L38 55H36V53L37 54H39V56H38V59L37 60H40L39 59V57H41L42 58V61L40 62L41 64H40V67H37V64H35V63H32V65H36V66H32V65H30L29 66V63H30V60H28L29 58H27L28 56L30 57V56H32V55H29L30 53H28L29 52V50L27 51V50H25V47ZM49 46V47H48ZM61 46L62 47H64V48H61ZM78 46H79V44H78ZM82 46H79L80 48L82 47ZM94 46V45H93ZM92 46V47H93ZM96 46V45H95ZM94 46V47H95ZM116 46H118L117 47V49H116ZM128 46V47H127ZM130 46H132V47H130ZM161 46H163V45H161ZM3 47V46H2ZM26 47V48H27ZM47 47V48H46ZM56 47V48H55ZM92 48V49H95V48ZM114 47V48H113ZM145 47V48H146ZM176 47V46H175ZM27 48V49H28ZM46 48V49H45ZM55 48V49H54ZM78 48V47H77ZM76 48V49H77ZM149 48H147L148 50H142L141 51V56H137L135 53H133V54H135L137 57H140V59H141V57L144 59H147V58H149L150 59V56H151V54H153L154 56H153V58H155L156 57V53H153V52H151L150 50H149ZM205 48H207V49H205ZM2 49V50H3ZM45 49V50H44ZM62 49H63V51H62ZM113 49H116V50H113ZM118 49H120L118 52H117V50ZM127 49V50H126ZM211 49V53L209 52V50ZM0 50H1V48H0ZM5 50V51H6ZM44 50V51H43ZM54 50V51H53ZM57 50V51H56ZM59 50H61V54L60 55H58V53H60V51ZM68 50V51H67ZM71 50V51H72ZM113 50V51H112ZM124 50H125V52H124ZM203 50V51H204ZM21 51H18V52H21ZM51 51V52H50ZM53 51V52H52ZM64 51H66V52H64ZM147 51H149V52H151V54L149 53V55L150 56H148V54H144V53H146ZM23 52H24V54H23ZM25 52H27V55L25 54ZM33 52V51H32ZM62 52H64V53H62ZM101 54H100V53ZM106 52H108V53H110L109 55L108 54H104V53H106ZM121 52V53H122ZM132 52H129L130 54L132 53ZM13 53V52H12ZM115 53V52H114ZM121 54V55H119V56H122V55H124V54ZM148 53V52H147ZM236 53V54H235ZM55 54V55H54ZM56 54L58 55V57L57 58H55L56 57ZM70 54H71V52H70ZM132 54V55H133ZM157 54H158V52H157ZM23 55H26V56H23ZM36 55V56H35ZM46 55V56H45ZM47 55H48V57H47ZM49 55L51 56L50 58L51 59H48L49 58ZM52 55H54L53 57H52ZM61 55H62V57L64 56V58H63V60H65V61H63L62 60V57H61ZM73 55V54H72ZM102 55V56H101ZM114 55V54H113ZM126 55H128V57H126ZM135 55L134 56H132V59H131V56H129V54L127 53V54H125L124 56L126 57V58H129V59H131V61H133L134 62V59H136V58H134L135 57ZM231 55V56H230ZM13 56V55H12ZM116 56V55H115ZM210 56V58H208ZM20 57V58H19ZM27 58V59H25V58ZM60 57H61V59H60ZM104 57H102L103 59H104ZM110 57H112V56H110ZM109 57V58H110ZM158 57V56H157ZM257 57H259L260 59H257ZM102 58H101V60H102ZM113 58V57H112ZM117 58V57H116ZM118 58H120V57H118ZM46 59V60H45ZM58 59V60H57ZM60 59V60H59ZM70 59V60H69ZM106 59V60H107ZM121 59L122 58H120L118 61H121ZM129 59H127V61H129ZM138 59V58H137ZM136 59V60H137ZM209 59V60H208ZM232 59V60H231ZM257 59V60H256ZM263 59V60H262ZM28 60V61H27ZM51 60H52V62H51ZM96 60H97V58H96ZM105 60V59H104ZM113 60H114V62H113ZM7 61V60H6ZM17 62L16 64H17V66L15 67V63L14 62ZM21 63H20V62ZM25 61H27L26 63H25ZM57 61V62H56ZM111 61H112V63H111ZM124 61V60H123ZM130 61V62H131ZM140 60H137V63L139 62ZM149 60H146L145 62L147 63ZM151 61V60H150ZM157 61H158V58H155V59H153V63L155 62V63H157ZM235 61V62H234ZM261 63H259V62ZM22 62H23V66H22ZM34 62H36L35 60H34ZM45 62V63H44ZM47 62V63H46ZM48 62H49V65H51V66H53V67H48L49 65H48ZM71 62V63H70ZM89 62V61H88ZM101 62H103V61H101ZM108 63L106 64V65H108V66H106L105 67V69H102V71L103 70H108L109 68H107V67H109V66H111L110 67V69H112L113 70V72H115V73H119L121 70H124V68L127 66H129L128 64L130 63V62H126L125 61V63H126V65H124V64H120L121 62H117L116 61V59L115 58H113V59H111L110 58V60L108 59V61H107ZM141 62V61H140ZM143 62V61H142ZM140 63V65H143L144 64V66L146 65V67L147 66H149L150 64H146V63ZM152 62V61H151ZM208 62H206V63H208ZM220 62V63H219ZM19 63V64H18ZM24 63L26 64V66H29V67H26L25 65H24ZM38 63V62H37ZM51 63V64H50ZM64 63H65V65H67V68L65 67V65H64ZM114 63H115V65H116V68L114 69V67H115V65H114ZM124 63V62H123ZM259 65H258V64ZM21 64V65H20ZM44 64V65H43ZM72 64V65H71ZM88 64V63H87ZM91 64V65H92ZM101 64V63H100ZM99 64V67L101 66ZM105 64V63H104ZM110 64V65H109ZM133 64V65H132ZM134 64L135 63H130V66L128 67V70L127 71H130L131 69L133 70L135 67H136V64H135V67L134 68H132V66H134ZM158 64V63H157ZM156 64V65H157ZM254 64V65H253ZM14 65V66H13ZM42 65H43V67H42ZM64 65V66H63ZM69 65H71L70 67H71V69L73 70L72 72H74V71H79V73L78 72H74V73H72V72H70V70H68L69 68ZM88 65H90V64H88ZM113 65V66H112ZM137 65H139V64H137ZM156 66L155 64H152L151 66H149L148 68L150 69L151 67H153L152 69H156L157 67H158V65L156 66V68H154V66ZM255 65H257L259 68H257L256 69V67L257 66H255ZM10 66V67H9ZM47 66V67H46ZM9 67V68H8ZM58 67V68H57ZM137 67H139V66H137ZM255 67V69H253ZM64 69V70H61V69ZM101 68V67H100ZM102 68H104V67H102ZM143 68H145V67H143L142 66V68L141 69H139L142 73L143 72H145L146 71V69H145V71H143ZM11 69V70H10ZM40 69V70H39ZM43 69V70H42ZM48 69V70H47ZM56 71H55V70ZM57 69H58V71H57ZM65 69H67V70H65ZM76 69V70H75ZM99 69V68H98ZM97 69V70H98ZM109 69V70H110ZM121 69V70H120ZM259 69V70H258ZM263 69V70H262ZM26 70H28V71H26ZM49 70H50V74L51 75H48V73L46 72V71H48L49 72ZM101 69H99V71H100ZM108 70V71H109ZM131 70V71H132ZM134 70H137V69H134ZM139 70L137 71V72H139ZM148 70V69H147ZM151 70V69H150ZM150 70H148V71H146V72H149ZM157 70H158V68H157ZM155 71V72H158V71ZM223 70H224V73H223ZM21 71V72H20ZM24 71H26V73H23ZM39 71V72H38ZM41 71V72H40ZM45 71V73H46V76H49L50 78L48 79L46 76H44V75H42V76H37L38 74H41V73H43V72ZM108 71H107V73H108ZM111 71V70H110ZM109 71V72H110ZM222 71V72H221ZM261 71V72H260ZM33 73V76H32V73ZM38 72V73H37ZM64 72V73H63ZM136 72V73H137ZM154 71H152V73H153ZM259 72V73H258ZM6 73V77L4 76V74ZM12 73V74H11ZM35 73H37V74H35ZM44 73V74H45ZM54 73H56V74H54ZM71 73V74H70ZM95 73V74H94ZM99 73V72H98ZM111 73V72H110ZM151 73V74H152ZM222 73H223V75H222ZM3 74V75H2ZM29 74V75H28ZM60 74V75H59ZM63 74V75H62ZM75 74H80V76H82L80 79L82 80V81H80L79 80V78H78V80H79V82H80V84H79V82H78V80H76V78L78 77V76H75ZM92 74H94V76L92 75ZM102 74V73H101ZM100 73H99V75L97 74V76H99V78H103L104 79V77H106L108 74H106V76H104L105 74H102L101 75ZM120 74V73H119ZM121 74H122V71H121ZM124 74V73H123ZM139 74V76H141V73L139 72L138 73ZM144 74V73H143ZM147 75L149 74V73H146ZM151 74H149V75H151ZM258 76H257V75ZM35 75V76H34ZM62 75V76H61ZM66 75V76H65ZM93 76V79H92V76ZM116 75V74H115ZM147 75L145 76V77H147ZM158 75V74H157ZM229 75V76H228ZM44 76V77H43ZM59 76V77H58ZM65 76V77H64ZM91 76V77H90ZM101 76V77H100ZM104 76V77H103ZM116 76H118V75H116ZM138 76V75H137ZM143 76V75H142ZM153 77H154V73H153V75H152ZM151 76V77H152ZM41 77V78H40ZM43 77V78H42ZM46 77V78H45ZM56 77H58V78H56ZM86 77V78H85ZM107 77H109V76H107ZM111 77V76H110ZM118 77H120V76H118ZM144 77V76H143ZM148 77H150V76H148ZM158 77V76H157ZM157 77H154V78H157ZM257 77V78H256ZM61 78V79H60ZM67 79V80H69L70 78V82L68 83V82H66V81H64L65 83H67V86L70 88V86L72 87V89H74L73 91L71 90V88H70V90L73 92V94H72V92H71V94L73 95V97H74V94L76 93V95L80 98V100L79 101H77V100H75V97H77V96H75L74 97V100L76 101H74L73 99H69V100H73L74 102H75V107H77V106H79V107H77L76 109L79 111V112H76L77 110L75 109V108H73V106L72 107H68V109H69V111H70V109H71V111H73L74 113V116H73V114H71L70 116H68V117H70V118H68V121H71V122H69L70 124L68 125V123H67V125H63L65 122L64 121H62V120H64L63 118H64V115L65 114H67V113H63V110L62 109H66V108H62L63 106H65V105H63L62 106V104L60 105V103H62L61 101L63 100V101H65V98H62V96H64L65 97V94H67L66 92L64 93V91L66 90V89H64L65 88V85H64V88H62V89H64V91H63V93H64V95H62L63 93H62V89H60L61 87H63V86H61L60 87V84H62L63 82L61 81L62 79ZM84 79V81L86 80L87 81V84H86V82H85V84H84V82H83V79ZM90 78V79H89ZM98 78V79H99ZM102 78H101V80H102ZM136 78V77H135ZM140 79H142V77H139ZM228 78V79H227ZM106 80H107V78H105ZM119 79V78H118ZM139 79V80H140ZM146 79V78H145ZM148 79V81H149V78H147ZM158 79V78H157ZM42 80V81H41ZM101 80H99V81H101ZM105 80V81H106ZM110 79H108V81H109ZM144 80V79H143ZM143 80H141V81H143ZM151 80V79H150ZM152 80H154V79H152ZM156 80V79H155ZM223 80V81H222ZM60 81L62 82V83H60ZM77 81V82H76ZM90 81V82H89ZM138 81V80H137ZM137 81H136V86L135 87H137ZM147 81V80H146ZM147 81V82H148ZM233 81H231V82H233ZM240 81V82H239ZM247 81V83H245V82ZM249 81V82H248ZM56 82V83H55ZM59 82V83H58ZM81 82H83V84L81 83ZM109 82H111V81H109ZM108 82V83H109ZM145 82V81H144ZM153 83V81H150V83ZM158 82V81H157ZM156 82V83H157ZM73 83L75 84V85H73ZM90 83V84H89ZM106 83H107V81H106ZM149 83V82H148ZM151 83V86L152 85H154V84H156V83H154V84H152ZM59 84V85H58ZM82 84V87H80L79 89H78V87L79 86H77V85H81ZM94 84V85H95ZM111 84V83H110ZM140 84H142V82L140 83ZM241 84V85H240ZM250 85V86H248V91H250V92H252V93H250V92H246V88L247 87H245V86H247V85ZM135 85V84H134ZM139 85V84H138ZM143 85V90H146V89H144V84H142ZM145 85H146V83H145ZM149 85V84H148ZM239 85V86H238ZM59 86V88H57ZM66 86V87H67ZM74 86V87H73ZM92 86H93V84H92ZM98 86H96V87H98ZM129 86V87H128ZM141 88L140 89H142V86L141 85H139ZM151 86L149 85V88L151 89ZM155 86V85H154ZM245 87V89H244V91L243 90H241L242 88H244ZM251 86L253 87L252 89V91L250 90L251 89ZM67 87V88H68ZM128 88L130 91H127V92H125L123 89H125V88ZM131 87V88H130ZM156 87V86H155ZM239 87V88H238ZM68 88V89H69ZM83 88V89H82ZM89 88H92L91 86L89 87ZM99 88V87H98ZM98 88H94L95 90L94 91H97V89ZM119 88V89H118ZM146 88H147V86H146ZM149 88H147V90H149ZM231 88V89H230ZM255 88H257V89H255ZM59 89H60V92H59ZM120 89H121V91H120ZM127 89V90H128ZM154 89L155 88H153L152 87V90L154 91ZM159 89V88H158ZM76 90V92H74ZM80 90V94L82 95V96H90V94L91 93H94V94H92L93 96H91V97H88L87 98V101H86V99L84 98V97H81V95L79 94L78 95V91ZM84 90V91H83ZM88 90V91H87ZM133 90V89H132ZM146 90V91H147ZM156 90V89H155ZM67 91V90H66ZM91 92V93H87V94H85L84 92ZM133 91H135L136 92V88H135V90H133ZM133 91H132V93H133ZM137 91H139V92H142V90L140 91L139 89L137 90ZM146 91H144V92H146ZM150 91V90H149ZM139 92H136L135 93V95L134 94H131V99L133 98V100H134V98L136 99V101L134 102L133 100H129V97L127 98V100H126V102L129 100V101H133L132 103H130L129 101L126 103L127 104V106L128 107H126V106H123V102H122V100H121V102L123 103L122 104V109H126L127 111H125V109L124 110H121L120 108H118V109H120L121 111H123V112H125V113H127V114H125V116H128L129 115V113L131 114V112H132V110H135V108L137 107H134V109H133V103H134V105H135V103H137V102H139L141 105L140 106H143L144 105V102L142 101V99H143V97L147 100H144V101H146V102H148L149 101V103H148V105L147 106H152V105H154V106H157L158 107V105L156 104H154V102L152 101L154 98H151V96H153V95H151L150 97H149V95H147L146 93V97H145V94L143 95V94H141L142 96L140 97V95H139ZM158 92V91H157ZM230 92V93H229ZM245 92H246V94H245ZM258 92V95H256L255 97H254V95L256 94ZM108 93V94H107ZM116 93V94H115ZM122 94V97L121 96H118L117 94ZM127 93V95H124V94H126ZM143 93V92H142ZM147 93L148 94H150V93H154V97L156 98L157 96H156V92H148L147 91ZM59 96H58V95ZM84 94V95H83ZM248 94V96L249 95H252V96H247L246 97V95ZM67 95H70V92L67 94ZM104 95H106L105 97H110V96H112L111 97V99L112 98H114L113 96H116L115 98H114V100H115V103L113 104V103H111L112 101H114L113 99L111 100L110 98H109V100L111 101H106L105 100V102H104V104H102L103 103V98H104ZM132 95H134V96H132ZM136 95H138V97L136 96ZM227 95V96H226ZM57 96V97H56ZM99 96H101L100 98H98ZM147 96H148V98H149V100H148V98H147ZM48 97V98H47ZM140 97V98H139ZM236 97V98H235ZM246 97V98H245ZM62 98V99H61ZM118 100H117V99ZM142 98V99H141ZM233 98H235V99H233ZM257 98H258V101L257 102H255L256 100H257ZM57 99V100H56ZM61 99V100H60ZM67 99V98H66ZM102 99V100H101ZM137 99H139V101L137 100ZM140 99H141V101H140ZM151 99V100H150ZM246 99V100H245ZM249 99V100H248ZM254 99V101H251V100H253ZM262 99V100H261ZM58 100H60L59 102H58ZM81 100H82V102H81ZM123 100V101H124ZM233 100H235V101H233ZM53 101V102H52ZM73 101H71V102H73ZM93 102V105H91V106H89V105H86V106H88V107H91V112H87V110L89 111L90 110V108H88L87 107V110H86V112H87V114H86V117H82V116H79V113L81 112V113H84V115H85V111H83V108H82V110H81V107H83V105H84V103H87V102ZM95 101V102H94ZM247 101V102H246ZM249 101V102H248ZM260 101H261V103H263V104H261L260 103ZM263 101V102H262ZM52 104H51V103ZM57 102H58V104H57ZM73 102V103H74ZM84 102V103H83ZM89 102V103H90ZM142 102H143V105H142ZM152 103V105H151V103ZM65 103V102H64ZM67 103H69L68 101L65 103V104H67ZM83 103V104H82ZM106 103V104H105ZM256 103H259L260 104V106L262 105L263 107H260L259 109H257L258 108V105L259 104H257L256 105ZM79 104V105H78ZM102 104V105H101ZM132 104V105H131ZM246 106H245V105ZM251 104H252V106H251ZM57 105H58V108L59 109H57ZM70 105V104H69ZM74 105V104H73ZM104 105H106V107L104 106ZM210 105V106H209ZM212 105V106H211ZM216 105V107L218 108V109H216V107L215 108H213V106H215ZM60 106V107H59ZM62 106V107H61ZM85 106V105H84ZM94 106V107H93ZM101 106V107H100ZM146 106V105H145ZM144 106V107H145ZM149 106V107H150ZM181 106V105H180ZM180 106H179V109H177L178 110V112H181V111H183L182 109H184V111L186 112V107H184L185 106V104L183 105V106H181V108H180ZM248 106V107H247ZM257 106V107H256ZM96 107V108H95ZM117 107L115 108L116 110L114 111V112H112L113 113V115H115V117L113 118L112 116H110V121H111V123L112 124H114L113 122H115V125H114V127L113 126H111L110 125V127L112 128V130H114L115 128H116V126H117V123L119 122V120H121L120 121V123L122 122V121H125V119L126 118H128V117H126L125 119L124 118H122V117H125V116H123L124 114L121 112V111H119L118 109H117ZM129 107L131 108L132 107V109H130L129 110ZM148 107V108H149ZM157 107H155L154 109H156ZM75 110H73V109ZM85 108V107H84ZM95 108V109H94ZM213 109V110H211L210 111V109ZM248 108V109H247ZM254 110V112H253V110ZM86 109V108H85ZM145 109V108H144ZM150 110L151 109H153V108H149ZM153 109V110H154ZM161 108H157L156 110H158V114H156V115H158L159 116V112L162 110H160ZM209 109V110H208ZM255 109H256V111H255ZM104 110H107V109H104ZM114 110V109H113ZM140 111H141V109H139ZM138 110V111H139ZM148 110V109H147ZM153 110H151V111H153ZM160 110V111H159ZM57 111H62V113H60V112H57ZM97 111H94V113H92L93 115L95 114V112L97 113ZM129 111V112H128ZM139 111V113H141ZM150 111V112H151ZM209 111V112H208ZM212 111H214V112H212ZM217 111V112H216ZM218 111H220V112H218ZM247 113V115H245L246 113ZM261 111V112H260ZM103 112V111H102ZM106 112V111H105ZM108 112V111H107ZM149 112V111H148ZM148 112H146V113H148ZM184 112V113H185ZM225 112V113H224ZM252 112H253V114H252ZM256 112H257V114H258V112H259V114L261 115V113H262V115H261V117L259 116V114L258 115H256ZM58 113V114H57ZM59 113H60V115H59ZM76 113V114H75ZM138 112H136L135 113V115L137 114ZM137 114L138 116L140 115V114ZM151 113H154V112H151ZM160 113H163V111H161ZM174 113H176V112H174ZM218 113V114H217ZM90 115L91 117L90 118H92V117H94L93 115ZM108 114V113H107ZM120 114V116H118ZM121 114H123V115H121ZM133 114H134V112H133ZM133 114H131V115H133ZM141 114H143V112L141 113ZM181 114V113H180ZM245 116H244V115ZM41 115H43L42 116V118H40L41 117ZM46 115H47V119L45 118L46 117ZM68 115V114H67ZM80 115H82V114H80ZM83 115V116H84ZM97 115L99 116H101L102 115V113L100 114L99 112L97 113ZM129 116L130 118L132 117V116ZM144 115H145V113H144ZM147 115H150V113H148ZM155 115V114H154ZM153 115V116H154ZM155 115V116H156ZM185 115V114H184ZM208 115V116H207ZM217 117V119H216V117ZM230 115V116H229ZM252 115V116H251ZM45 116V117H44ZM49 116V117H48ZM58 116H59V119H58ZM62 116V117H61ZM108 116V115H107ZM118 116V117H117ZM143 116V115H142ZM150 116H152V114L150 115ZM219 116V117H218ZM255 116V119L254 118H251V117H254ZM256 116H259L260 118H261V120L262 121H260V120H258L257 121V118H256ZM39 117V118H38ZM78 117H77V119H78ZM106 117V116H105ZM119 117L121 118V119H119ZM136 117V116H135ZM134 116H133V118H131V120L132 119H134V121H132V123H137V120H135L136 118H135ZM144 117V116H143ZM147 117V116H146ZM185 117V116H184ZM215 118L216 120H214V121H211L212 119L211 118ZM233 117V118H232ZM247 117V118H246ZM49 118V119H48ZM62 118V119H61ZM66 118V117H65ZM72 118V119H71ZM89 118V117H88ZM90 118H89V123H90V125L92 124L91 123V121H90ZM96 118V114H95V117H94V119ZM98 118H100V117H98ZM102 118V117H101ZM107 118V117H106ZM137 118H139V117H137ZM150 118V117H149ZM153 118H155V117H153ZM208 118H210V119H208ZM244 118V119H243ZM259 118V119H260ZM38 119H41V121L39 122V120ZM58 119V120H57ZM69 119H71V120H69ZM76 119V120H77ZM82 119V120H83ZM97 119V118H96ZM103 119V118H102ZM105 119V118H104ZM113 119H114V121H113ZM119 119V120H118ZM143 119H146L145 117L143 118ZM253 119V120H252ZM46 120V121H45ZM60 120V121H59ZM74 120V121H73ZM93 120V119H92ZM98 120V119H97ZM128 120H129V118H128ZM126 121V122H129V121ZM225 120V121H224ZM256 121V125H255V121ZM57 121L58 122H61V124L59 123V126L60 127H58V128H56L57 126H56V124H57ZM66 121V120H65ZM73 121V122H72ZM96 121V120H95ZM99 121V120H98ZM147 121V120H146ZM148 121H149V119H148ZM152 121H154V120H152ZM43 122V123H42ZM64 122V123H63ZM77 122V121H76ZM84 122H85V120H84ZM83 122V123H84ZM99 122H101V121H99ZM109 122V121H108ZM117 122V123H116ZM141 122H144L143 120H141V121H139L138 123H139V131H145V129H147V131H146V133L148 132V133H150V134H152L150 131H152L151 129H150V127H152V125H150V123L151 122H149V124H147L146 122H144L143 124H144V126H143V124H140ZM157 122H160V121H157ZM208 122V121H207ZM252 122L254 123V124H252ZM260 122V124H257V123H259ZM35 125H34V124ZM40 125H38V124ZM46 123H48L47 125H46ZM73 123V124H72ZM81 123V124H80ZM82 122H81V120H80V122H78L77 124L78 125H82L83 124ZM97 124H98V122H96ZM102 123V122H101ZM100 123V124H101ZM125 123V122H124ZM131 123V124H132ZM137 123V124H138ZM232 123V124H231ZM241 123V124H240ZM32 124V125H31ZM87 124V123H86ZM94 124V123H93ZM92 124V125H93ZM103 124H105V123H103ZM110 124V123H109ZM121 124H123V122L121 123ZM121 124H120V126H121ZM128 124H130V123H128ZM128 125V126H124V127H127V128H124V127H122V128H120V126H117V129H116V132L118 131V130H120V132H122V133H120V132H118L117 134H116V132H115V134L114 135H112L111 134V136H114V137H112L113 139L115 138V136H116V138H115V141L117 142V143H120V145L121 144H125V146L124 145H122V146H124L125 148H126V145H130V146H132V144H134V143H137V144H134L133 146H135V145H137V146H135V147H139L138 148V150H140V151H142V144L143 145H145L146 144V142H143L142 140L144 139L143 137L141 138V137H139V138H141L139 141H137L136 139V141H132L133 143H130L129 142V139H130V137L129 136H127V135H129L128 133H131V132H129V131H132L133 132V130L135 131V128H133V130H131L132 129V126L133 125ZM137 124H135V125H137ZM152 124V123H151ZM246 124V125H245ZM42 125L44 126L42 129H43V131H53L52 132V134H50V136H48V137H45V134L46 133H43L42 131V133H38L37 131H36V126H37V128H41L42 127ZM83 125H85V123L83 124ZM90 125H87V126H90ZM95 125V124H94ZM93 125V126H94ZM106 125V124H105ZM119 125V124H118ZM127 125V124H126ZM222 125V126H221ZM243 125V126H242ZM248 125V126H247ZM257 125H259V126H257ZM22 126L24 127V129L23 130H21L22 129ZM45 126H46V128H45ZM75 126V125H74ZM77 126V125H76ZM98 126V125H97ZM103 126V125H102ZM106 126H108V125H106ZM123 126V125H122ZM154 126V125H153ZM156 126V125H155ZM8 127V128H7ZM27 128H28V126H26ZM48 127V128H47ZM81 127V128H80ZM105 127V126H104ZM135 127H137V126H135ZM143 127V128H142ZM218 127V128H217ZM21 128V129H20ZM54 128H56V129H54ZM62 128H64V129H62ZM72 128H74V127H72ZM84 128V127H83ZM96 128H98V127H96ZM106 128H108L109 129V127H105V129ZM154 128H156V127H154ZM209 128H211V127H209ZM211 128V129H212ZM220 128V131L219 130H217V129H219ZM250 128H252V129H250ZM3 129H2V133H0V135L1 134H3L4 132H3ZM45 129V130H44ZM77 129V128H76ZM85 129V128H84ZM88 129V128H87ZM90 129V128H89ZM88 129V130H89ZM108 129H106L107 131H108ZM124 129H126V130H124ZM144 129V130H143ZM222 129V130H221ZM228 129V130H227ZM242 129V130H241ZM256 129H259V130H256ZM0 130H1V127H0ZM30 130V129H29ZM38 130V129H37ZM55 130H57L58 131V134H57V131L55 132ZM60 130H61V132H60ZM99 131L100 130H102V132L100 131V134L102 133L103 134V132H104V128H99L98 129ZM111 130V129H110ZM128 130V131H127ZM155 130L156 129H153V131L152 132H154V134H155ZM5 131V130H4ZM12 131H14V130H12ZM14 131V132H15ZM27 131V130H26ZM77 131V130H76ZM82 131H84V130H82ZM90 131H91V129H90ZM124 131L125 132H127L125 135H124ZM138 131V130H137ZM219 131V132H218ZM221 131H225V132H227V136L225 135V133H223V132H221ZM237 131V132H236ZM254 131V132H253ZM258 131H259V133H258ZM260 131H263V133H261ZM5 132V133H6ZM60 132V133H59ZM67 132H68V134H67ZM72 132V133H71ZM88 132V131H87ZM110 132L111 131H109V135H110ZM113 132V131H112ZM213 132H215V129H213ZM240 132V133H239ZM17 133H15V134H17ZM29 133V135L30 134H32V133H34V132H32V133H30V132H28ZM56 133V135H54ZM89 133V132H88ZM95 133H97V131L95 132ZM119 133L122 135V136H118L119 135ZM137 133V132H136ZM141 133V132H140ZM144 133V132H143ZM147 133V135H149ZM220 133V134H219ZM234 133V134H233ZM249 133H251V134H249ZM253 133L255 134V136L253 135ZM9 135H11V134H14V133H8ZM18 134L17 135H15V136H17V137H19L18 136ZM38 134H43L44 136L43 137H40V135L38 136ZM73 134V135H72ZM86 134V133H85ZM90 134H91V132H90ZM92 134H94L93 132H92ZM100 134H98V135H96V138L94 137V135L93 136H90L91 137V139L92 138H95V140H93V141H96L97 139H99V137H101V135ZM133 135H134V133H132ZM137 134H139V133H137ZM222 134H224V135H222ZM230 134V135H229ZM257 134V135H256ZM7 135V134H6ZM27 135L28 134H24V138L22 137V138H20L19 137V139H17V137H16V140H19L18 142L17 141H14V137H13V135H11L12 136V140L10 139V141L8 140V138H6L7 140H4L3 139V136H2V138H1V136H0V150H1V153H0V245H5V247H6V249H10V247H12L11 245H13V243L15 244V246H16V243L15 242H17V247H18V243H19V246L21 245V243H25V245L26 246H28V247H23V248H20L19 247V249L21 250V251H16V252H18V253H15V251H13V253H15L16 255H23V253H24V255L23 256H26V255H29V253H30V255H34V253L36 252H34V251H32V250H29V248L31 249H34V248H38L37 249V252L39 251V253H41V254H43L42 252H41V250H39V248H45L46 246H42L43 244H42V241L44 242V245H48L49 243H47L46 241H51L50 243H55L57 240H59L61 237L62 238H65V239H71V234H69V235H67L68 233L67 232H69V230L71 229V226L72 225H70L72 222V218L71 219H69L72 215H71V213H72V211H71V209H67V207L65 208V209H67V210H64V208H62V207H58L57 205L59 204V202L61 203V201H59L60 200V196L59 197H57L56 195H57V188H58V179H57V177H58V175H60V174H62L61 176H63L64 175V173H62L63 172V168H61V167H59L60 166V163H61V161L64 159V158H60V156H59V154H57L59 157H56V153L55 152H58V151H60L61 149H62V153H63V147H60L58 144H60V143H63V142H61L60 140L61 139H59V141L60 142H58V137H57V139H55L54 141H52V142H55L56 140H57V142H58V144H57V142H55L54 144H57L59 147H60V150H58V149H56V148H59L58 146H55V145H53V146H51L50 148H48L49 150V152H50V154H49V152H47L48 154H49V158H50V156L52 155L51 154V152H53V154L54 155H52L51 156V158L50 159H52V161L51 160H49L50 161V166H52V168H53V172H54V175L56 176V179H54L53 178V182L51 181V177L52 176H46V173L48 172L45 168H47V166L49 165V163L47 162V158L45 157V155H44V157H43V153H45V154H47L46 152H45V150L43 149V147H45V144H43V143H41V144H43L44 146H42V148L40 149V145L38 146L39 147V149H40V151H41V154H40V151L38 152V148H37V152H35L36 150H34V152H33V146H31L30 144H33L34 143V141H33V143L31 142V140H30V144H28V142H27ZM46 135H49L48 133L46 134ZM79 137H78V136ZM88 135V134H87ZM105 135L106 134H104V136H102L101 138H103V137H105ZM141 135V134H140ZM146 135V136H147ZM243 135V136H242ZM249 135H251V136H249ZM10 136V137H11ZM62 136H64V138H66L65 137V135H62ZM83 136V135H82ZM85 136V138L87 137L86 135H84ZM99 136V137H98ZM108 136V135H107ZM106 136V137H107ZM111 136H108V138L106 139V137H105V139L109 142V137H110V139L112 140V138H111ZM119 137V139L122 137V139L120 140V142H119V139H118V137ZM131 136V135H130ZM137 136V135H136ZM139 136V135H138ZM144 136V135H143ZM224 136V137H223ZM230 136V137H229ZM259 136V137H258ZM263 136V137H262ZM4 137H6V136H4ZM9 137V138H10ZM30 137H32L31 135H30ZM78 139H77V138ZM90 137H88V138H90ZM128 137H129V139H128ZM134 137V136H133ZM225 137H226V139H228V140H226L225 139ZM233 137V138H232ZM248 137L250 138V140L248 139ZM257 137V138H256ZM261 137V138H260ZM34 138H35V135H34ZM37 138H35V140L37 139ZM60 138V137H59ZM62 138V137H61ZM72 138V139H73ZM87 138V139H88ZM147 138H148V136H147ZM146 138V139H147ZM224 138V139H223ZM231 138H232V140H231ZM241 138V139H240ZM243 138V139H242ZM246 138V139H245ZM21 139V140H20ZM23 139V140H22ZM33 139V138H32ZM68 139V138H67ZM81 139H82V137H81ZM104 139V138H103ZM103 139H100V140H97V142L98 143H100V142H102V140ZM125 139H126V141H125ZM225 140L224 142H228V141H230V143L228 144L227 143V145L226 144H223V140ZM235 139V140H234ZM247 140V141H245V140ZM254 139V140H253ZM260 139V141H258ZM46 140V141H47ZM64 140V139H63ZM69 140H71V139H69ZM90 140V139H89ZM131 140V139H130ZM133 140H134V138H133ZM253 140V141H252ZM38 141V140H37ZM50 141V140H49ZM73 141V140H72ZM82 141H84L85 142V140H82ZM81 140L79 141V142H82ZM87 141V140H86ZM93 141H92V143L90 144V141H89V145H96L97 143H95L94 142V144H93ZM100 141V142H99ZM104 141V140H103ZM114 141V140H113ZM122 141H124L123 143H122ZM146 141V140H145ZM78 142V141H77ZM84 142H82V144H84ZM112 142V141H111ZM126 142H128V144L126 143ZM140 142H142L141 144H140ZM149 142V144H150V141H147V143ZM240 142V143H239ZM250 142V143H249ZM35 143H36V141H35ZM71 142H69V141H67V143L65 142L64 144H65V146H66V144H70ZM73 143V142H72ZM74 143H76V142H74ZM85 143H88V142H85ZM105 143V142H104ZM234 145H233V144ZM236 143V144H235ZM247 143V144H246ZM261 143V144H260ZM36 144H39V143H36ZM51 143H49V145H50ZM109 144V143H108ZM112 145L113 144H115V142H112L111 143ZM148 144V145H149ZM220 144V143H219ZM246 144V145H245ZM256 144H257V146L259 145V147H257L256 146ZM52 145V144H51ZM63 145V144H62ZM86 145H88V144H86ZM147 145V144H146ZM151 145V144H150ZM231 145L234 147L235 145V147L232 149L231 148ZM70 146H71V149L72 150H74L75 151V145L73 146L72 144H70ZM74 148H73V147ZM256 146V147H255ZM37 147V146H36ZM36 147H35V149H36ZM47 147H49L48 146V144H47ZM52 147H54V149L52 148ZM66 147H68L69 148V146L67 145ZM129 147V146H128ZM135 147H133V148H135ZM65 148V147H64ZM144 149L143 150H145V147H143ZM149 148V147H148ZM148 148H146V150L148 149ZM230 148H231V150H230ZM53 151H52V150ZM127 149V148H126ZM135 149H137V148H135ZM9 150H11L10 152H9ZM44 150V151H43ZM55 150H58V151H55ZM70 150V148L68 149V151ZM128 150V149H127ZM133 150V149H132ZM145 150V151H146ZM225 150V151H224ZM43 151V152H42ZM65 152H66V149L64 150ZM129 151H130V149H129ZM128 151V152H129ZM136 151L137 150H135V151H133L134 153H136ZM140 151H138V153L136 154L138 157H139V153H140ZM255 152L254 154H252V152ZM3 152L6 154L5 155V157H4V154H3ZM64 152V154L65 155H62V156H64V157H68L69 159L71 158V157H73V156H75V154L72 152V151H70V152H72L73 153V155L71 154V156H70V154H69V156L66 154V153H69V152H66L65 153ZM134 153H131L130 154V156H129V158L131 157V159L132 158H134L135 159V155H134ZM224 153V154H223ZM226 153H228V154H226ZM2 154V155H1ZM133 154V155H132ZM67 155V156H66ZM225 155H227V156H225ZM1 156H2V158H1ZM137 156H136V158H137ZM166 156V155H165ZM225 156V157H224ZM247 156V157H248ZM233 157H234V155H233ZM247 157L245 156V158H244V164L246 165V161H249L248 159H247ZM10 160H9V159ZM55 158H57V159H55ZM58 158L59 159H62V160H60V162H57V160H58ZM76 158V157H75ZM141 157H139V159H140ZM250 158V157H249ZM5 159V160H4ZM56 161H55V160ZM73 159V158H72ZM72 159H70V160H72ZM163 159H165V160H163V161H165V162H168V160H169V157L168 156H166V157H164V154H163ZM177 159V160H176ZM180 158H175V159H173L171 162H173V163H175L176 165L177 164H179V165H182L183 164V160L182 159H180ZM251 159H253V158H250V161H252L251 163H250V161L247 163V164H249V165H246L247 167H249V166H251V165H253L254 163V161L253 160H251ZM2 160V161H1ZM54 160V161H53ZM68 160V159H67ZM59 161V160H58ZM63 161H65V159L63 160ZM69 161V160H68ZM170 161V160H169ZM55 162V163H54ZM69 162H71V161H69ZM259 162L260 161H258V166L259 165H261L262 166V162H260V164H259ZM46 163H48V164H46ZM59 165H58V164ZM62 164V163H61ZM47 165V166H46ZM46 166V167H45ZM57 166V167H56ZM261 166H259L258 167V169L261 167ZM49 168V167H48ZM253 169V168H252ZM46 171V173H45V171ZM7 171V172H6ZM10 172V173H9ZM60 173V174H59ZM189 174V173H188ZM2 177V178H1ZM46 177H48V178H50V180H48V178L46 179ZM189 179H194V177H193V174L191 173L190 175H188L187 176ZM193 177V178H192ZM5 178V179H4ZM256 178V177H255ZM4 179V180H3ZM17 181H16V180ZM250 179V178H249ZM253 179H254V177H253ZM253 179H250V180H252V182H253ZM10 180V181H9ZM47 180V181H46ZM195 180V179H194ZM249 180V181H250ZM49 181V185H50V182L51 183H53V184H51V186L50 187H52V189L50 188V191L52 192H50L49 193V195H47V192L49 191L48 190V182ZM254 181H255V179H254ZM251 182V181H250ZM250 182H247L248 183V185H245V186H248V190H249V192H253V187H252V184H250ZM251 182V183H252ZM254 183V182H253ZM4 184V185H3ZM14 184V185H13ZM47 184V185H46ZM197 184V187L195 188V191H196V193L194 192V195L195 196H199V193H200V196H202V190L201 189H199L200 188V186L202 185L201 183H195V185ZM201 184V185H200ZM249 184H250V186L252 187V188H250V186H249ZM9 185V186H8ZM55 185V186H54ZM57 185V186H56ZM54 186V187H53ZM3 187V188H2ZM12 187V188H11ZM11 188V189H10ZM197 189V190H196ZM199 190H200V192H199ZM53 192H55L54 194H53ZM199 192V193H198ZM225 193H226V190H225ZM55 197H54V196ZM48 196V197H47ZM53 196V197H52ZM241 197V196H240ZM51 198H54L53 200H54V202H52V199ZM56 198H58V200L57 201H55L56 200ZM50 199V201H51V203H52V205H51V207L49 206V205H47V203L49 202V201H47V200H49ZM59 201V202H58ZM57 203V204H56ZM64 203V202H63ZM62 204V203H61ZM60 206V205H59ZM62 206V205H61ZM49 207H50V210H49ZM55 208V209H54ZM61 210H60V209ZM58 209V210H57ZM59 212V213H58ZM69 212V214H70V216H68L69 214H67ZM64 213H66V214H64ZM60 214H62V217L60 216ZM64 214V215H63ZM65 217V219H64V217ZM60 218H62V219H60ZM68 218V220H67V222L68 223H66V224H69L70 226V228L68 227V228H65V227H67L66 226V224L64 225V222H63V220L65 221L66 219ZM70 220V221H69ZM59 221H61L60 223H58ZM58 223V224H57ZM61 228V229H60ZM65 229V230H64ZM58 230V231H57ZM62 231V232H61ZM64 231H65V233H64ZM59 232V233H58ZM67 233V234H66ZM64 234V235H63ZM65 234H66V236H65ZM25 235V236H24ZM59 236V237H58ZM52 237V238H51ZM51 238V239H50ZM57 238V239H56ZM6 239V240H5ZM8 239V240H7ZM15 239V240H14ZM14 240V241H13ZM31 240V241H30ZM33 240V241H32ZM40 240V241H39ZM12 241V242H11ZM29 241H30V243H29ZM2 242V243H1ZM5 242V243H4ZM9 242V243H8ZM41 242V243H40ZM12 243V244H11ZM34 243V244H33ZM47 243V244H46ZM10 244V245H9ZM22 244V245H23ZM42 244V245H41ZM32 245H34V247L32 246ZM35 245H36V247H35ZM41 245V246H40ZM10 246V247H9ZM39 246V247H38ZM16 247H14V249H15ZM28 248V249H27ZM24 249H25V251H24ZM29 251H31V252H29ZM27 252H28V254H27ZM32 252H34V253H32ZM26 253V254H25ZM15 254H13V255H15ZM35 255H37V256H39L38 255V253H35Z\"/></svg>", "mask_w": 264, "mask_h": 264}]
</instances>
